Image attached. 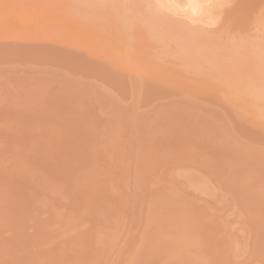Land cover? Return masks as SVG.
Listing matches in <instances>:
<instances>
[{"label": "rangeland", "instance_id": "1", "mask_svg": "<svg viewBox=\"0 0 264 264\" xmlns=\"http://www.w3.org/2000/svg\"><path fill=\"white\" fill-rule=\"evenodd\" d=\"M35 1L36 0H33V1L32 0H0V172H1V174H0L1 175L0 176V184H1L0 185V193H1L0 194V204H2L0 206H3V207H0L1 208L0 209V211H1L0 215L2 216V217L0 216V225L1 226L4 225L3 227L0 226V229H1L0 230V236H1L0 240L2 239L5 242V244H4V242L2 240L0 241V244H1L0 245V249H2L0 251V253H1L0 254V262L2 260V262L0 264H15V263L16 264H20V263L21 264H29V263L30 264H49V263L50 264H64V263L65 264H70L71 261H73V260L74 261L71 264H78V263L79 264H85V263L86 264H88V263H90V264H111V262H112V264H117V262H119V263L121 262V264H128V263L129 264H152V262L154 264H169V262H171L170 264H174V263L183 264V262L186 263L184 260H186L188 264L191 263V261H192V263L194 262L195 264H197L199 262L198 264H200V262L202 260L204 262H206L207 264H211V259H212V262H213L214 256L216 255V258H218V256L220 255L219 253H224V255H225L224 260H223V257H221V255L223 256V254H221L219 256V258L221 257L222 259H220V260H223V261L222 262L219 261V258L217 260L214 259V261L215 260L216 261L214 263H212V264H215L216 262L217 263L220 262V264H264V246H263L264 241L262 242V240H260V241L258 240V243H257L256 241H257L258 238H256V240H255V237H253V233L254 232H252V229H254V230L257 229V228H254V227L256 226L255 225V222H256L255 219H258V218H259L258 219L259 220V226L260 225L263 226L262 227L263 230L260 227H259V229L261 230V232L262 231L264 232V221H263L264 220V218H263L264 217L263 216L264 215V104L260 103V102L263 101L262 97L264 96V93H263L264 90L261 92L260 89H259L260 87L258 86V83H259V85L261 84L260 86L263 87L262 89H264V83H263L264 81H262L263 80L262 78H264L263 77L264 76V72H263L264 69H262V66L264 68V65H262V64H264V61H262V58L264 60V54H263L264 53V51H263L264 45H260V44H262V41L258 42L259 45L256 42H255L256 44L251 43L250 45H252V47H250L248 45L246 47L245 44L243 45L242 43H240L241 45H239V44H237L238 42L237 43L233 42V44H232V42H229V41H232L231 40L232 37L236 38V36H238V35L242 36V35H245V33L243 31H241L240 33L238 31H235V32L232 31V33L231 32L228 33L226 31H224V29L227 28L228 26L227 27L222 26L223 27L222 28L219 25V22L222 23L219 18L221 17V19H224V17H225L224 16L225 14H223V13H221L222 15L220 14L221 16L219 15V18H218L219 21H218V23L215 24L216 26L215 25L202 26L201 24L199 26V25H197V23H195V25L197 27L199 26L198 27V31H200V32H198L197 30L191 32L190 31V26L189 27L185 26V23H187V21L184 24H182V25L180 24L181 26L184 25L187 28V30H189V34L188 35H187L188 31H187V33H184L186 31L183 32V34L187 35V37H185V38H188V36H189V38L192 37V40L188 39L189 40L187 42L189 44V46H188L186 43H184L185 42L184 37H182L181 40L178 39V42L176 43L175 40L172 41L170 39L171 38L170 36L165 35V33L168 34V31H169V35H171L170 34L171 33L170 30H172L171 26L169 27L170 30H168V31H167L168 25L166 27V24H169L170 22L169 23H162V24H165L163 26V25H161L160 20H156L162 26V28H163L162 29V28H159L160 26L158 25L157 22H155V20H153L154 22H151L152 21L151 19H150L151 21L148 20L149 17H150V14L148 16H146L144 14V11L142 12V10H143L142 7H144V6L140 5L138 7L139 4L145 5L147 3L146 2L147 0H143V2L141 0L142 3L139 0H136V2H134V3H133V1H135V0H132L131 2H130V0L129 1L126 0L125 1L126 3L123 2V0H122V3H121L120 0L119 1L118 0H115V1H113V0H76V1L75 0H56V1H58V3L55 0H51V1L50 0H44V1L43 0H38L39 3L37 1L36 2ZM40 1H41V3H40ZM112 1H113L114 4L112 3ZM144 1L146 3H144ZM118 2L121 3V4L119 5ZM62 3L65 6H63ZM80 3H82V4H80ZM131 3H133V4H131ZM137 3H138V5H137ZM134 4H136V5L133 7ZM55 5H57V6H55ZM42 6H44V7H42ZM121 6L122 7L123 6L127 7L126 11L124 9H121L122 8ZM129 6L131 7L130 11H132L131 13L133 14V16H132V14L129 11V9H130ZM118 7H119V9H117ZM140 7L142 9H139ZM31 8H33V10H31ZM134 8H135V12L137 11V13H138L140 11V14L139 13L138 14L134 13L133 12ZM136 8H138V10ZM37 9H39V10H37ZM117 10L120 13H118ZM224 10H227V5L224 6L223 11ZM63 12H65V13H63ZM123 12H124V14H123ZM127 12H128V14H127ZM112 13H113V15H112ZM134 14L136 16H134ZM64 15H65V17H64ZM260 15L261 14L258 15V19H257V16H256V18H255V16L253 17L254 19H257V20H254L253 18L252 19L255 22L256 21L260 22L261 16H262V15L261 16ZM126 16H127V18H125ZM142 16H143L144 22H143V19H141ZM222 16H224V17L222 18ZM151 17H152V15H151ZM259 17H260V19H259ZM262 18H264V16ZM69 19H71V21ZM125 19H126V21H125ZM146 19H147V21H146ZM179 19H180V17H179ZM184 19H186V18H184ZM252 19H251V21H252ZM110 20H112V21L108 22ZM123 20H124L125 23L123 22ZM135 20L137 22L136 24H135ZM229 20L226 18L225 20H223V23L224 22H228ZM140 21L142 22V24H141ZM145 22H147V23H145ZM148 22L149 23L151 22L152 24L154 23V26L151 24L153 26V27L151 26L153 29H151V27L149 26L150 24L148 25ZM193 23H191L190 25L193 26ZM230 23L231 24H229V26L232 25V22H230ZM260 23H261V26L259 25ZM260 23H256V24H254V26L258 25L262 29V27H263L262 24L263 23L262 22H260ZM121 24L123 25V28H122ZM127 24H128V26H127ZM137 24L139 26H137ZM171 24L173 25V23H171ZM224 24H222V25H224ZM157 25L159 26L158 27L159 28L158 31L161 30V32H160L161 35L159 33L157 34V32H156V28H157L156 26ZM195 25L193 27L196 29L197 27H195ZM94 26H95V28H94ZM100 26H101V28H100ZM181 26L178 27V24H177L178 29L179 28L180 29L183 28V30H184L185 29L184 26L183 27H181ZM187 26H188V23H187ZM210 26L214 29L213 30L211 28L213 31H211L209 29ZM217 26H218V29H216ZM258 26H257V28L255 27L256 28L255 29L256 32L254 30L251 31L252 33L255 32L254 34H251V35L257 36V34H259V35H261V37H263L264 35H262L260 33H263V29L264 28L261 31L260 28L258 30ZM90 27H92V28H90ZM138 27L140 29H138ZM154 27H156V28L154 29ZM175 27H176V25H175ZM175 27H174V29H175ZM200 27L201 28L204 27L205 30H204V28L201 29ZM207 27H209L208 29L212 32V34L211 33H207V32L205 33V31L208 30V29L206 30ZM135 28H136V32H135ZM141 28L142 29L144 28V31H142V35L140 33L139 34H140V36H143V34L145 36V37L143 36L142 38L137 33L138 32L137 29L140 32ZM165 28H166V30H165ZM194 28H191V30L194 29ZM95 29H97V30H95ZM178 29L176 28V30H178ZM153 30H155V32ZM163 30H165V31H163ZM183 30H181V31H183ZM257 30L260 33L259 32L257 33ZM162 31H163V33L165 32L163 35H162ZM178 31H180V30H178ZM201 31L203 33H205L204 36H206L207 38L209 37V35H211V38L213 39V37H214L213 35H217V34L219 35V38L222 37L221 41H220V39L219 38H218L219 40L216 39L217 36H215L216 38H214L213 41L214 42L220 41L217 44H220L222 42L223 37L226 36L224 39H226V41L228 43L224 40L223 43H221L220 45L214 44L215 47L216 46L220 47L221 45L224 46V47L221 46L219 48L221 50V54H222L221 56H220V51L218 50V47L216 49V48H214V45H212L214 43L213 41H212L213 43H211L212 47L210 46V48H209L210 44H209L208 40L211 39L210 37H209V39L206 40V38L204 36H202L203 38H205V42L201 41V43L203 42L204 45H203V43L201 44L200 41L197 40L200 43V45H197V42H195L196 46L195 45L192 46V44H194V41H195L194 37L196 38L195 34L196 35L200 34V33L203 34ZM190 32H191V35H190ZM193 32H195V33H193ZM221 32H223V34L226 32L225 33L226 35L224 34V36H223V34H221ZM237 32H238V34H237ZM251 32L248 31V33H251ZM135 33H137L138 36H137V34L135 35ZM151 33H153V34H151ZM146 34H148L147 37H146ZM193 34H194V36H192ZM164 35H165V38H164ZM229 35H231V36H229ZM259 35H258V37H260ZM136 37H138V38H136ZM157 37H158V39H155ZM202 37H199V40ZM228 38L230 39L229 41H228ZM138 39L139 40L142 39L143 41L147 40L148 42L144 41L145 42L144 43V42H142V40H140L141 43H143V45L142 46L140 45L141 47H139V45L135 47L133 45V43H135L137 45V43H139L137 41ZM166 39H169L172 42L168 41ZM182 39L184 41H182ZM154 40H156V41H154ZM133 41H135V42H133ZM179 41H182L183 43L181 44V42H179ZM206 41H207V45L208 46L205 45ZM191 42H192V44H191ZM224 42H226V43L224 44ZM141 43H139V44H141ZM160 44H161V46H160ZM179 44H181V45H179ZM182 45H184V46L187 45V47L184 48V46H182ZM230 45H232V46H230ZM254 45H255V47H254ZM149 46H150V48H149ZM190 46H191L193 51L190 50L191 49ZM200 46H201V49L199 48ZM206 46H207V48H206ZM260 46H262V47H260ZM198 48H199V51H198ZM233 48H234V50H233ZM256 48L258 50H259V48H261V49L259 51H257ZM214 49H216L217 53H216V51ZM230 49L232 51H230ZM173 50H174V52H173ZM189 50H190V52H189ZM194 50H195V53H193ZM235 50H236L237 53L235 52ZM261 50H262V52H261ZM229 51L231 53H233V54H230V55H232L231 57L228 56L229 55L228 54ZM132 52H133V54H132ZM225 52H226L227 55L225 54ZM243 52H245V53H243ZM190 53L191 54L193 53V55H191ZM223 53L226 55V57L223 55ZM189 55H191L192 57L189 56ZM233 55H236V59H235V56L233 57ZM247 55H249V56H247ZM219 56L222 59L219 58ZM223 56H224V58H223ZM238 56H239L241 61L243 59L246 62L243 61L244 62L243 64H242V62L239 63L240 60H239ZM241 56H242V58H241ZM245 56H247V57H245ZM256 56H259V57H256ZM145 57H147V58H145ZM244 57H245V59H244ZM230 58L232 60L234 59V61H232L233 63L230 62L231 61ZM237 58H238V60H237ZM259 58H261V59H259ZM253 59H254L255 64H251L252 67H249L250 62L253 63ZM256 59L260 60L261 62L259 61V63L257 64ZM158 60H160V61H158ZM214 60H216V61H214ZM221 60H222V62H221ZM237 61H239L238 62L239 64H237ZM247 62H249V63H247ZM127 63H128V65H127ZM235 64H237V65H235ZM240 64L245 66V69H244L245 71L243 70L244 66H241ZM256 65H260V66H258V68H257ZM238 66L243 71L241 69H239ZM253 66H254V68H253ZM47 67H49V68H47ZM247 67H248V69H247ZM228 68L229 69L232 68V69L229 70ZM256 68L258 70L257 71L258 73L255 71ZM36 70H38V73H37ZM227 70H229V72ZM246 70L247 71L249 70L251 72H247ZM231 71H232V73H231ZM259 71H261V73L263 72L262 73L263 76L261 75V73ZM147 72H149V73H147ZM243 72H244V74H243ZM245 72L247 73V77L248 78L250 77V79H248L246 77V73ZM255 73H256V75H259V76L261 75L262 76V78H261L262 80L259 78V76H256ZM216 74H219V75H216ZM221 74H222V76H220ZM119 76H120V78L121 77L122 78L120 79ZM216 76H217V79L215 78ZM220 77H221V80H220ZM252 77H253V80L251 79ZM116 78L119 79V80H117ZM123 79H124V81H123ZM130 79H131V81H130ZM145 80H146V82H145ZM150 80H152L151 84H150V82H151ZM250 80L252 81V83H251ZM254 80H256V82L258 81V83H256L257 87L251 88L252 90L249 87L250 91L253 92V93H250V92H248L249 90L247 88H248V86H251L250 84H253V86H254V82H255ZM118 81H120V83ZM122 81H123V83H122ZM148 81H149V83H148ZM18 82H19V84H18ZM81 83H82V85H81ZM83 83H85V84H83ZM117 83H119V84H117ZM216 83H218V84H216ZM143 84H145V85H143ZM142 85H143V87H142ZM229 85H230V87H228ZM160 86H162V87H160ZM238 86L240 88H242L241 92L239 91L240 89H237ZM243 86H245V87H243ZM41 87H43V88L46 87L47 90L46 89H43V90L39 89ZM53 87H55V88H53ZM99 87H101V88H99ZM244 88H245V91H247V92L243 91ZM255 88H257L261 93H263V96L261 95L260 97L258 96L260 94V93H258L259 91L255 95L256 99H257V97L260 98V99H258V100H260V102L257 101L254 97H252V96H254ZM58 89H59L60 93H58L56 91L58 94L56 92H55L56 95L53 94L52 91L53 90L55 91V90H58ZM60 89L61 90H68V92L70 91L69 93L73 92L74 94H73L72 97L74 99H72V97H71L72 93L68 94L67 91L66 92H67L68 96L70 95L69 99L68 98H67L68 100H66L65 98L62 99L63 97L66 96V92L64 93L65 94L64 95L63 94L64 91H60ZM146 89H148V90H146ZM235 89H237L238 91L235 90ZM28 90H31L32 93L30 91H28ZM44 90H46V91H44ZM160 90L161 91L164 90V91L161 92ZM40 91L42 92V94L44 96L40 93ZM47 91L50 92V93H48ZM80 91H82V93H80V95L82 94L81 98L84 96L85 101L89 98L88 96L91 93H93L92 95L94 97L92 95H90L91 100L93 99L92 103H90V101H91L90 99L87 100V103L84 101V99H83L84 102L81 101V99L79 97L80 95L78 94ZM6 92H7V94H6ZM29 92H30V94H29ZM44 92H46V94H44ZM61 92H62L63 95L61 94ZM220 92H221V94H220ZM238 92H240V93L238 94ZM244 92L246 93V95H248V94H250V95L246 96L244 94ZM158 93H159V95H158ZM59 94L62 96V98L60 96L57 97V95H59ZM77 94H78V96H77ZM237 94H238V96H237ZM49 95L50 96L51 95L52 96L55 95L56 98H58L57 101L59 100L58 103H60L61 102L60 100H62V102H63V103L61 102L62 106L64 105L65 101H67V102L69 101L70 102V100H71L70 103H67L69 105L71 104V107H68L69 105L67 106L66 103H65V105L68 107L67 108L68 112L70 111L69 110L70 108L74 109V107H75V109H76V107L78 105H81L82 107L81 106L77 107L79 109H76L75 111L72 110V112L70 111L68 113V112H66L67 109L65 107L61 106V103L59 105L57 103V101H55L56 100L55 97H52V96L50 97ZM74 95L76 96V99H75ZM249 96H251V97H249ZM26 98H27V100H26ZM43 98L46 101H44ZM59 98H61V99H59ZM33 100H34V102H33ZM80 101L83 103V105H82V103ZM76 102H77V104H76ZM78 102H80V103L78 104ZM93 102L95 104H93ZM84 103H86V104L90 103V104L86 105ZM101 103H102V105H101ZM112 103H115V106L119 107L118 108L119 110L117 109V107H115V108H114V106L111 107ZM74 104H76L77 106H73L72 107V105H74ZM229 104H231V105H229ZM158 105L160 107H158ZM11 106H12V108H11ZM54 106H56V109H54ZM90 106H92L93 108L98 106V108L93 109L91 107L92 109H90ZM57 107H58V111H57ZM193 108H194V110H193ZM65 109H66V111H65ZM39 110H41V112H39ZM49 110H50V113L48 112L49 114H51V112L53 110H55V111H53L54 114H52L53 118L52 119L51 118H48V119L43 118V116H45V115L48 116V114L44 113L42 111H49ZM55 112H58V113L55 114ZM115 112H117L118 114L115 113ZM120 112H121V114H120ZM186 112H187L188 116L185 114ZM94 113L99 114L98 115L99 117L96 116V114H94ZM114 115L116 117H114ZM122 115L124 116V118H122L123 117ZM175 115H177V116L175 117ZM178 115H179L180 118L178 117ZM94 116H95V118L92 119ZM118 116H119L120 119L118 118ZM48 117H51V116L49 115ZM96 117H98L97 120H95ZM167 117H168V120L166 119ZM169 117H173V120L170 119ZM188 117H189V119H187ZM56 118H57L58 122L54 121V120H56ZM87 118L90 119L91 121L93 120V122H95V121L96 122L95 123L92 122L91 124H88V123H90V121H87L88 120ZM103 118H105V119H103ZM108 118L110 119L109 122H108V120H109ZM22 120H24V121H22ZM84 120H86L87 122L84 121ZM98 120H99V123H98ZM100 121H102V122L104 121V122L102 123ZM85 122H86V124H88L87 125L88 127L85 126ZM124 122H126V123H124ZM159 122H162V124L159 123ZM82 123H84V124L82 125ZM78 124H81L84 127L85 130H82L81 129L82 126L81 125L78 126ZM124 124L125 125L127 124L126 125V126H128L127 129H126V127H124ZM153 124H155V125L153 126ZM59 125H61V126H59ZM201 125H202V127H201ZM89 126L91 127L90 128V133L88 132L89 131ZM76 128H78L79 130L76 129ZM150 128H151V130H149ZM87 129H88V131H86ZM94 129L96 130V132H94L95 131ZM179 129H181V130H179ZM75 130H76V132L77 131L78 132L76 133ZM81 130L83 131L82 133L84 134V136L88 135L86 137V139H88V140L84 139L85 137L81 133ZM129 130H130V132H129ZM189 131H190V133H189ZM27 132H28L29 135L27 134ZM84 132L86 133V135H85ZM78 133H80V136L81 135L82 136L81 137L78 136L79 135ZM91 133H93V135L95 137ZM200 133H202V134H200ZM76 134H78V135H76ZM144 135H148V136H144ZM90 136H92L91 137L92 138V142L91 143L93 145H95V146H93L91 143H89V141L91 140V138H89ZM186 136L189 139L191 137L190 141L193 139V142L192 141L190 142L189 140H187L188 138ZM203 136H204L205 139L202 138ZM181 137L183 138V140H182ZM93 138H94V143L95 144L93 143ZM147 138L150 139V140L147 141L148 140ZM194 138H197V140L195 141ZM27 139H31V140H29V144L24 143V140H26L28 142ZM80 139H82V141H85V144H87V146H88V143L90 144L89 146L91 147L90 148L91 152L97 153V154H95V153L93 154V155H95L94 157H96L98 155V153H99L100 156H97L96 159L94 158L95 160L92 159V160L95 161V162L92 161V163L94 162L92 167H94L96 169V167L102 168L101 166H103L105 168V170H103V173H102V170L100 168H97V171L99 170L98 172H99L100 175L98 173H96V175H94L95 174V169L91 167L88 170V167H86V164H84V162L88 164V161L86 162V161L83 160V158H84L83 155L84 154L86 155V153H87L86 156H89V154H92V153L89 152V154H88L87 151H90L89 148H88L89 146L87 147L85 145L84 148L85 147L86 148L84 149L83 146H82V145H84V143H82ZM22 140H23V142H22ZM114 140L115 141L118 140V141L115 142ZM161 140H162V143H161ZM165 140H166V143H165ZM184 140H185V142L183 144H185V143L186 144L183 145V149L187 150V149L190 148V150H189L190 153L188 152L189 154H187L189 158H191V156H193V153L191 152V150H193V152L195 154V150H196V147L194 146L195 144L198 145L199 147L201 146L200 148L197 146V148H198L197 150L200 153L199 156L202 153L204 154L205 151H207V152H205V156L201 155L199 157L200 159H197L199 164L197 163V161L196 162L194 161L195 158H191V160L185 158V157H187L186 156L187 152L185 153L184 158L182 157L183 153H180L181 150H182L181 149L182 146H180V145L182 144V141H184ZM179 141H181V142H179ZM86 142H88V143H86ZM150 142L153 143L152 145L154 146V148L152 147ZM168 142H169V144H168ZM189 142L194 144L193 146L195 147V149H191L190 146L188 148L187 143H188V145H190ZM73 143H75V145L77 144L78 146L76 145L77 146L76 147ZM145 143H146V145H145ZM160 143L162 144L161 145L162 147H160ZM206 143L209 144V145H207ZM69 144L71 145V147H75V149H78V147H79L78 152H76L77 150H74L73 148H72L73 149L72 152L73 153L76 152L77 154L76 153L75 154L77 156L80 155V157H82L81 158L82 159V163L85 165L87 170L83 169L84 168L83 167L84 165H83L82 166L83 170L80 168L81 169V171H80V169L78 167L81 166V164L78 163V162H80L81 159L78 160L77 159L78 157H76V159H75V155L73 153L71 154V152H69V149L71 148V147H68ZM104 144H106V145H104ZM117 144H119V145H117ZM192 144H191V146H192ZM203 144L204 145L206 144L207 147L205 145L204 148H203ZM96 145L104 146L103 148H106V149H104V151H102L103 148L101 146L100 147L99 146L96 147ZM166 145H167V148H166ZM171 145H172V147H171ZM175 145H178V146H176L175 148H177V149H175L173 151ZM185 146H186V148H184ZM65 147L68 150V152H66L67 150L65 151ZM92 147H95L94 150H93ZM118 147L121 148V150H118ZM194 147H192V148H194ZM217 147H218L219 150L217 149ZM96 148L97 149L99 148L101 150H99V149L97 150ZM110 148H111L112 151L114 150L116 153H117L116 150H118L117 154H119V155H117L113 151V154H115V155L112 156V153H111L112 151L111 152L109 151ZM124 148H126L127 150L124 149ZM144 148L147 151H145ZM158 148H159V150H158ZM164 148H165V150H164ZM154 149H156V152H155V154H152V153H154ZM203 149H204V151H202ZM213 149H214V151H213ZM215 149H217V150H215ZM105 150H106V153H104ZM151 150H152V152H151ZM185 150H183V151H185ZM197 150H196V154L198 153ZM64 151L67 154L63 155ZM80 151L83 152V153H80ZM84 151H85V153H84ZM107 151L110 153L109 155H108ZM162 151H164V152L161 153ZM166 151L167 152L170 151L169 152L170 154H171V152H173L172 153L173 155L172 154L170 155ZM240 151L242 152V154H241ZM144 152L146 153L145 155H144ZM68 153L70 155H72V157L74 156V159L70 156L72 158V160H69L70 157H69ZM78 153H80V154L78 155ZM100 153H104L107 156L104 155V154H100ZM160 153H161V155H160ZM164 153L169 154L168 155L169 157H167ZM175 153H177V155ZM179 153L182 154V155H180ZM81 154H83V155H81ZM142 154H143L144 157L146 155H148L146 157V159L149 162L146 161V159L142 156ZM157 154H159V155H157ZM178 154L180 156H178ZM190 154H191V156H189ZM210 154H212V155H210ZM41 155H43V156H41ZM65 155H67V156L65 157ZM93 155L92 156L90 155L89 157L92 158ZM101 155H104V156H101ZM163 155H165L166 157H164ZM206 155L209 156L210 159ZM34 156H35V158H34ZM86 156H85V158H88ZM111 156H112V159H110ZM114 156H119V157H114ZM152 156H154V157H152ZM156 156H158V157H156ZM161 156H163V157H161ZM196 156L198 157V154L195 155V157ZM36 157H38V158L36 159ZM102 157H104L103 160H102ZM170 157H172L173 159L170 158ZM63 158L67 159V161L70 164H68V162L66 160H64ZM98 158L100 160H102V161L101 162H98V161L96 162V160H99ZM117 158H118V160H117ZM157 158L158 159L161 158L162 160L160 159V161H155V160H157ZM167 158L168 159L170 158L171 160L169 159V161H167L168 160ZM247 158L249 159L248 163H246L247 160H248ZM50 159H52V161ZM163 159L165 161H163ZM178 159H179V161H178ZM182 159H184V160H182ZM192 159H194V160H192ZM205 159H206V161H205ZM236 159H238L240 161V163ZM256 159H257V161H256ZM33 160H35V161H33ZM56 160H58V161H56ZM73 160L78 161V162L76 163ZM86 160H90V159L88 158ZM114 160H115V163H113ZM139 160H140V162H139ZM200 160H202V161H200ZM211 160H212V163L214 164V166H213L212 163H210ZM63 161H66L65 163H67V166H69V170H68V168L65 167L66 165H64V167H65L64 171L67 169L68 172H70V175L74 174V176H72V177L76 176L75 178L71 179L70 176L68 177L66 175L67 178L63 177V179H62V176H65V173H68L67 170L64 173V175H61L60 177L58 176L59 173L60 174L62 173L60 171V169L61 170L63 169L62 168L63 167V165H62ZM70 161H72L73 164H78V165L80 164V165L79 166L77 165V167L75 165V167H74V165ZM103 161L106 162V165H108L110 163L109 161H112L113 164H109V165H114L115 169L112 170V168H114L112 166H111L112 168L111 167L108 168L111 171L108 175H111V174L115 173L114 171L116 170L117 174H114L116 176L113 175L114 176L113 177L111 175L112 177L110 176L109 179H107L109 177L108 175L105 177L106 172H104V171H107L108 169L106 170L107 166L105 165V162H103ZM153 161H154V163H153ZM170 161H171V163H173V165L174 164L175 165L172 166L171 164H169V165H171V166H169L168 163H170ZM176 161L178 163H176ZM190 161L192 162L191 164H190ZM116 162H118V164ZM160 162H164V163L167 162V164H164L162 166V163H160ZM200 162H203V163H201V166H200ZM205 162H206V164H204ZM92 163L89 162L90 165H92ZM139 163L140 164H144V165L140 166ZM216 163H218V164H216ZM145 164H146L147 168L145 167ZM153 164H155V166H157V165H159V166H157L155 168V166ZM54 165H55V167H54ZM90 165H87V166H90ZM96 165H98V166H96ZM109 165H108V167H109ZM164 166H166V167L164 168ZM180 166H182V167H180ZM190 166H191V168H190ZM49 167H50V169H49ZM71 167H73L74 169L71 168ZM138 167H139V169H138ZM159 167H163L164 169L162 170V168H160L162 172L160 171L161 172L160 174L158 173V174L154 175L155 171H154L153 168H155V170L157 169L156 170V172H157V171H159L158 170ZM169 167L173 168L174 170L170 169ZM217 167H220V172H219V168H217ZM30 168H32V169H30ZM77 168H78V170H77ZM92 169L94 170V172L92 171ZM152 169H153L154 173L152 172ZM165 169H166V171H165ZM254 169H255V171H254ZM39 170H41V171H39ZM55 170H57L58 172L60 171L58 173V175H57V172ZM70 170H72V171H70ZM167 170H169V171L172 170V173L173 172L174 173L173 174H169L168 173L169 171H167ZM194 170H195V172H194ZM35 171H36L37 174L35 173ZM45 171H47V172H45ZM84 171H87V172L84 173ZM88 171H89L90 175L88 174ZM91 171H92V174H91ZM136 171H138V172H136ZM175 171H176V173H175ZM187 171H189L191 174H189V172H187ZM207 171H209V172H207ZM141 172L144 173L143 174V178H145L147 181L142 178V176H141L142 173ZM163 172H165L167 175L165 174V176H163L164 175ZM233 172H234V174H233ZM41 173H43V174H41ZM150 173H151V176H149ZM177 173L178 174L180 173V174L178 175ZM249 173L251 174V176H250ZM49 174L52 176L53 179L52 178L48 179L46 177V176L51 177ZM84 174H86V175H84ZM252 174L255 175V178L252 177ZM68 175H69V173H68ZM87 175H89V176H87ZM101 175H103V176H101ZM152 175H154L153 178H152ZM157 175H158L159 178L157 177ZM169 175H171L172 179L171 178L169 179L171 181H167L168 178L170 177ZM186 175H188V176H186ZM2 176H3V178H2ZM85 176L88 177V178L85 179ZM97 176H99V178ZM161 176H163V177L161 178ZM90 177H91V179H90ZM101 177H102V179H101L102 182L105 183V180L107 179L106 183L109 181L110 183H112V185L113 184H116V185L112 186L108 182L109 184L108 183L107 184L103 183V185H104L103 186L101 184L102 182H99ZM165 177H166V181H164ZM69 178L71 179V181H68ZM94 178H95L96 181L99 180L97 182V184L98 183H100V184L96 185V181L94 180ZM64 179H67V180H64ZM74 179H75V181H73ZM80 179L83 180V181L85 179L87 181L82 182V181H79ZM88 179H89V182H88ZM154 179H160V181H158V180L155 181ZM161 179H162V181L164 183L161 181ZM1 180H4V181H1ZM40 180L41 181L44 180L45 183H44V181L41 182ZM53 180H54V182H52ZM115 180H116V182H115ZM19 181H21V182H19ZM66 181H67V183H66ZM1 182L2 183L4 182L6 184H4V183L2 184ZM47 182H48V184H47ZM63 182H65V184H67V185H66V187L61 189L59 185L61 184L62 186H64ZM78 182H81V184H83L84 186L81 185V184H78ZM91 182H95V183L91 184ZM160 182H161V184H160ZM234 182H235V184H237V186L234 185ZM71 183L75 187L74 191L76 192V194H74L75 192L72 189L73 188L72 185H69ZM74 183H75V185H74ZM89 183L91 185H93L94 188ZM143 183H144V185L146 187H144ZM154 183H159L160 186L159 185L157 186V184H154ZM76 184H78V186ZM86 184H88L87 188L85 187ZM162 184H163V186H162ZM179 184H181V186H179ZM203 184L204 185L206 184V186L203 187ZM11 185H13V186H11ZM24 185H25L26 188L22 187ZM29 185H31V187ZM45 185H47V186L50 185V186H48V188L51 187V185H52V187H51V189L49 188L50 189L49 190L48 188H45ZM101 185H102V187L104 189H102L103 191L101 189L100 190L102 192H104V190H106L104 193L106 194V192H107V196L105 194H103V193H102L103 194L102 195L101 191L98 189V188H100L99 186H101ZM105 185H107V186H105ZM33 186L37 187V188L34 189ZM39 186H40L41 189L40 188L38 189ZM97 186H98V188H97ZM108 186H109V188H114V190L113 189L112 190H107V189H109ZM115 186H117V187L115 188ZM172 186L176 190L174 188H172ZM28 187L31 190L27 189ZM88 187H90V188L88 189ZM105 187H107V189H105ZM143 187L145 189H143ZM157 187L159 188V190H158ZM163 187H164V190L162 189ZM167 187H169L170 189L167 188ZM42 188H44L43 190H46V192L43 191ZM57 188H59V189H57ZM69 188H70V190H69ZM77 188H78V192H77ZM95 188L98 189L97 191H100L99 193L96 191L98 194L94 193V191H95L94 189ZM148 188H150L151 191ZM196 188H198V189H196ZM231 188H233L232 191L230 190ZM33 189L35 191H33ZM80 189H81V192H79ZM92 189H93V191H91ZM168 189H169V192H168ZM171 189H172V191H171ZM178 189H179V191H177ZM9 190L11 191V193H10ZM40 190H41V192H40ZM88 190H90V191H88ZM161 190H163L164 193H162ZM109 191H111V192L109 193ZM153 191H154V193H153ZM239 191H240V193H239ZM26 192H28V194ZM112 192H114V193L112 194ZM171 192H174V194H172ZM178 192H180V193H178ZM249 192H250V194H249ZM37 193H38L39 196L36 195ZM77 193H80V194L78 195ZM92 193H94L95 195L92 194ZM160 193H162L161 196H158ZM200 193H201V195H200ZM212 193H213V195H212ZM81 194H83V196ZM109 194H111L112 198H111V196H109ZM143 194L145 196L149 197V202H151V204H149L148 198H145V199H147V201H143V200H145L144 199L145 196H143ZM164 194H166V195H164ZM231 194L233 195V197H232ZM248 194H249V196H248ZM5 195H6V197H5ZM13 195H14L15 198L14 199L12 198L13 200L9 199V198L13 197ZM42 195H44V197ZM45 195H46V197H45ZM65 195L68 197V199L70 198V200L65 199V197H63ZM75 195L77 196L78 199L75 198L76 197ZM88 195L90 197L89 198L90 200L88 199L90 202H88V200H87V198H88L87 196ZM91 195H93V198L91 197ZM96 195H98L99 197L100 196L101 197H105V196L108 197L109 196L108 197L109 199L106 198V197L102 198L105 201V202L103 201L104 207H103L102 201L100 202L101 197L97 198ZM117 195H118V197H117ZM216 195H217V197H216ZM3 196L6 198V200H5V198ZM8 196H11V197H8ZM40 196L43 197V198H41ZM80 196L83 199H81ZM113 196H114V199H115V197H117L115 199L116 201L113 200ZM183 196L185 197L186 200L185 199L184 200L186 202L183 201V198H181V201L185 202L186 204H187V202L189 204V200H187V199L190 198V203L191 204H189V205L187 204L186 205V208H187V206H189L187 210H189V215L191 217L190 218L188 216V219L189 220L191 219L190 223L193 225V229H195V231L193 229L192 230L194 232H197L196 234L192 232V234L193 235L195 234L194 236H198L199 235L198 233L200 232L202 238L200 239L199 238L200 236L197 237V238H199L200 240L204 239V242L203 243H202V241L199 242L200 240H198V239L196 240L195 239L196 237H194L193 235H191L192 238L195 239L196 241H198L199 244L195 240H194L195 241L194 242L192 238L191 239H192L193 243L191 242V240L189 242H187L189 240V238L191 237V236H189V232L188 231L191 230L189 228L192 225L190 226L189 224H186V225L184 224L185 227L187 225L190 226V227L187 228L188 231H186V232H188L187 236H189L188 240L185 239V241H184L183 239L181 240V238H180V236L183 238V236H185L186 232L185 233L183 232L181 235L178 234L177 236L176 235L172 236V237H174V239L176 237L178 239V241L180 242L179 244H177V247H178V250H177V247H176V244H175L177 239L175 240V242H173L174 240L172 241V237L171 238H170V236L168 237L167 233H169V235H173V233L177 234V233H180V231L182 232L185 229V228L183 229L184 225L182 226L183 230H180V228L179 229H177V228L176 229L175 228L172 229V227H177V226H175L176 223H171L172 221L169 220L170 218L171 219L172 218L176 219V220L172 219L174 221H178L179 219H180V221L181 220H185V219H183L184 215H185L184 218H187L186 214L188 212L185 214L186 210L184 211V214L182 216H181L182 213L179 214L178 213L179 211L177 212L179 214L177 216H179V217L181 216L182 219L177 217L176 215H175L176 217H173L174 216L173 214L175 212L173 209L175 208V210H177V207H178V204L174 207L173 203L174 202L176 203L177 201H179L180 197H183ZM33 197H35L37 199H34ZM73 197H74V199H73ZM138 197H141V199H139ZM167 197L168 198H172L173 197L176 200L179 198L177 201L176 200L173 201L171 199L173 201V203L171 204L173 206L172 207L173 209H171V210H173L174 212L172 213V211H171L172 216L170 215L171 217L168 220L171 223V224H169L170 227L172 225V227H171V230H173L172 232L169 231L170 228L166 224L167 223L166 222L167 218L169 217L168 213H170V212L167 211V209L169 208L168 204L166 203L167 200H166V202L164 200L165 205L167 204L166 206L161 201L163 199H168ZM31 198H33V199H31ZM50 198H51V200H50ZM55 198H57V199H55ZM91 198H92V200H91ZM156 198H157V200H156ZM2 199H3V201H2ZM16 199H18V200H16ZM58 199H59V201H58ZM61 199L63 200L62 202H60ZM71 199H73V200H71ZM105 199H107V200H105ZM150 199L152 201H150ZM96 200L99 201V203ZM154 200H156V201H154ZM4 201H6V203ZM21 201H22V203L23 202H27L28 203L30 201L29 202L30 205H27V206H29V208H31V209L28 208L29 209L28 210L27 207L25 206L26 205L25 203H23L25 205H22V203L20 204ZM40 201L43 202V203H40ZM74 201H75V203H74ZM117 201H118V203H117ZM141 201H142V203H141ZM160 201L162 202V204H161ZM211 201H212V203H211ZM35 202L37 203V205L35 204ZM47 202L49 204H47ZM51 202H53V203H51ZM67 202H69V204L73 203L75 205V207H68L70 205L69 204L67 205ZM236 202H237V204H236ZM13 203L16 204L17 206L15 205L16 207H12ZM63 203L65 205H67L66 206L67 208L65 207V205ZM80 203H81V205L83 204L82 206L84 208V210H83V208L81 207L82 210H80V211L82 213H79L80 211L78 212V210L80 209V206H81ZM157 203L159 204V206H161V205H163L165 207L168 206L167 209L165 208L166 210L164 209L165 212H168L167 213L168 215L165 214L164 211H162L163 208L161 209V207H163V206L159 207L161 212L164 213L163 217H165V215L168 216V217H166V219L165 218L162 219V217H161L162 215L161 216L158 215V212H157V209H158L157 207L158 206L155 205V209H154V207H151V206H153L154 204H157ZM168 203H170V200L168 201ZM254 203L257 204V206H254V207H256V208L259 207V208H257L258 210L254 209L253 206L249 205V204H253L254 205ZM38 204L40 205V208H39ZM50 204H52L53 207L50 206ZM59 204H60V206H59ZM100 204L102 205V207L104 209L106 207L105 204H107V208L108 207L109 208L105 209V211H104L103 208H100L101 207ZM140 204H141V206H139ZM179 204L180 205H179V209L178 210H180V208H181L180 206L181 205H183V207L181 209L184 210L185 209L184 208L185 207L184 203L180 202ZM193 204L195 205L196 208L195 207H191V206H193ZM259 204L262 206V208H261V206ZM5 205H9V208H7V206L5 207ZM18 205H19V207H18ZM35 205L38 206V207H36ZM48 205L51 208L50 209L48 207V210L50 209L49 211H51L52 209L55 210L54 213H53V210L51 211L54 214V217H52V218L50 217V215L52 213L49 212L47 209L44 210V207L47 208ZM61 205H62L63 208L61 207ZM95 205L96 206L99 205V206L96 207ZM134 205H138V206H134ZM171 205H170V208H171ZM246 205H247V207H244ZM24 206H25V208H24ZM71 206H73V205H71ZM91 206H92V208H91ZM149 206L154 209V210L152 209V212L147 210L149 208ZM59 207H60V210H59ZM94 207H96V208H94ZM98 207H99L100 210L98 209ZM115 207H116V209H117V207H119L118 209L120 210V211L118 209H117L118 211L115 210V212H118L117 214L113 213L116 216L111 214V213H109V211L110 210L112 211V209H113L112 212H114V208ZM137 207H139V208H137ZM242 207H243L244 211H243ZM249 207H251L253 210H255L257 212L252 210L253 211V213H252V211H251V209ZM2 208L3 209L5 208V209L3 210ZM13 208H15L13 211H15L16 214L11 210ZM16 208L19 210V212L18 211L16 212ZM41 208H42V210H41ZM70 208H72V209L76 208L75 210L77 212L74 209H73L74 211L72 209L70 210ZM120 208L123 209V210H121ZM202 208H204V209L202 210ZM21 209L22 210L23 209H25V210L27 209L29 212L27 210L26 211L23 210V213H22ZM66 209H68L69 212L66 211ZM90 209H91V211L93 210V211H96V212H92V213L88 212V211H90ZM135 209L137 211V214L135 212ZM141 209L143 211L145 210L143 217L141 215V214H143V211ZM240 209H242V210H240ZM259 209H262L261 210V214H263V215H261V218H263L262 220H260V217H259L260 215H258V216L256 215L255 218L253 216L254 214H257V213L259 214L260 213ZM2 210H3L4 213H2ZM46 210H47V212H46ZM57 210L59 212H57ZM182 210L180 212H182ZM32 211L33 212L35 211V212L33 213ZM70 211H72V212H70ZM103 211L105 212V214H103ZM124 211H125L126 215H125V213H124V215L122 214V212H124ZM131 211L134 212L137 215V217H140V219L139 218L137 219L136 216H134L135 217L134 218L133 217L134 214ZM169 211H170V209H169ZM8 212H10L11 215ZM20 212H21V215H20ZM24 212H26V213L24 214ZM37 212H38V214H37ZM39 212L42 213V214H39ZM64 212H66V213H64ZM74 212H76L75 213L76 215L78 213V215L77 216L75 214L73 215L72 213H74ZM138 212H140V214ZM149 212L152 213V214L153 213H155V214L152 215V214H149ZM161 212H159V213H161ZM57 213H58V215H57ZM88 213L89 214L91 213L93 215L90 214V216H89ZM147 213L149 215L154 216V217H152V216L150 217L149 215H147ZM5 214H7V215H5ZM23 214H24V217H23ZM27 214H30L32 216V219H33V217L36 218V219L28 220V218L31 217V216L28 215V218L25 217ZM48 214H50V215L47 217L46 215H48ZM53 214L51 216H53ZM119 214H120V216H119ZM130 214H132V216H130ZM138 214L140 216H138ZM8 215L9 216H13L14 220L11 219V217H9ZM39 215H42L43 217L39 216ZM44 215L46 216L45 217L46 219L44 218ZM66 215H67V217H66ZM112 215L115 218H112L113 217ZM127 215H128V217H127ZM155 215L158 216V217L155 218L156 217ZM6 216H7V218H6L7 220L4 219ZM74 216H76V217H74ZM123 216H125V219H124ZM199 216H200V219H199ZM38 217H40V218H38ZM60 217L62 218L61 220H60ZM91 217H93V218H91ZM141 217L144 219L143 221L141 220ZM212 217H213V219H212ZM22 218H26L27 221L25 219L23 220ZM50 218L51 219L57 218V219H54V220H57V221L51 220V222H50L49 221ZM94 218H95V220H94ZM128 218H131V219H128ZM18 219L20 221H17ZM92 219H93V221H99V222H93ZM115 219H117V221ZM118 219H119V221H118ZM122 219H124V220H122ZM132 219H135V220L132 221ZM11 220H12V222H11ZM47 220L51 224L48 223ZM90 220L93 223L89 222ZM104 220H105V222H104ZM127 220H129L131 222H128ZM136 220H137V222H136ZM160 220H162L165 223L161 222ZM3 221H5V222L1 224V222H3ZM8 221H10V222H8ZM34 221L36 222L37 225L35 223L33 224ZM100 221H102V222L100 223ZM122 221H124V223ZM134 221H135V223H134ZM138 221H139V223H138ZM152 221L155 222V223H158V224H155ZM261 221H263L262 224L260 223ZM25 222L29 223L30 226L32 224V226H31L32 229L29 227V224H27ZM52 222H53L54 225L52 224ZM127 222L129 224H127ZM141 222H143L144 224L141 223ZM159 222H161V226H160ZM44 223H46V224L44 225ZM94 223H95V225H94ZM177 223L180 224L179 221ZM183 223H184V221H183ZM187 223H189V222H187ZM209 223H210V225L212 227L209 225ZM16 224L19 225L20 227L19 226L17 227ZM21 224H22V227H21ZM26 224H27V227H26ZM49 224H50V226H49ZM135 224H138V225L136 226ZM173 224H174V226H173ZM179 224H178V227L180 226ZM204 224L208 225V226H205ZM6 225H9V226H6ZM35 225H36V228H35ZM38 225H39V228L41 230H43L40 233L41 234L43 233L45 235L42 234L43 235L42 236L41 234H39L40 230H38L39 229L37 227ZM140 225H141L142 228L139 227ZM157 225H159V226L157 227ZM162 225L163 226L167 225L168 227H166V228L164 227V228L166 230L169 229L168 230L169 232H167L165 234V231H163L164 228L162 227ZM203 225L205 227H207L206 229H209V231H211L212 234L214 233V237L211 235L212 238H214V240L212 241V238H211L210 241H212L213 244L215 243L214 244L215 246L213 244H211L212 242H210L209 244H211L213 246H211L209 244H208L207 248H206V246H204L205 245L204 243L207 242V241L205 242V239L208 236H210L211 233L208 230L206 231V229L203 230V227H202ZM102 226H104V228ZM131 226H133V227H131ZM16 227L19 228L21 231L20 230L18 231V229ZM23 227L24 228L26 227L27 229L30 228V230L26 229V231H24ZM136 227H137L138 230H136ZM147 227H149V228H147ZM249 227H250V229L253 227L251 229V231H250ZM257 227H258V222H257ZM48 228H49V230H48ZM155 228H158V229H155ZM160 228H161V230H160ZM92 229H94V230H92ZM130 229L136 230L137 231L136 234H135V232H133L134 230L131 231ZM32 230H34L33 233H30ZM96 230H98V232H96ZM128 230H129V232H128ZM175 230H177V231L174 232ZM202 230H203V232H202ZM213 230H215V231H213ZM217 230L218 231L220 230V232H216ZM242 230H243V232H242ZM245 230H246V232L248 234L251 232L252 235L250 234L248 236V234L244 232ZM248 230H249V232H248ZM257 230L255 231L256 233H257ZM260 230L258 231V233L260 232ZM35 231H37V233ZM60 231H61V233H60ZM140 231H143V232L141 233ZM154 231H157V232L159 231L158 233L156 232V235L158 234V236H156L154 234L155 233ZM161 231L163 232V234L161 233ZM86 232H87V234H86ZM28 233H30V234H28ZM204 233H209V234L205 235ZM2 234H3V236H2ZM5 234L6 235L9 234V236H6ZM47 234H49V236ZM53 234H54L55 238H54V236H52ZM151 234H153V235H151ZM190 234H191V232H190ZM4 235L7 238H5ZM18 235H20V238H18L19 237ZM28 235H29V237H28ZM34 235H36V236H34ZM57 235H58V237H57ZM124 235H126V236L124 237ZM40 236H41V238H40ZM45 236H48V237H45ZM165 236L167 238L171 239V242L174 243L173 244V248L171 250L172 251L175 250V251H177V253L175 252L173 254L172 251H169L170 249L169 250L166 249V247L168 245H171V242L170 243L168 242L169 239L166 241L167 238ZM187 236H185L184 238H187ZM205 236H206V238H205ZM215 236H216V238H215ZM36 237H37V239H35ZM70 237H74V239L71 238L72 239V241H71V239H69ZM128 237L131 238V240ZM30 238H31V240H30ZM48 238H49V240H46ZM76 238H77V240H75ZM126 238H127V240H126ZM156 238H157V240H156ZM179 238H180V240H179ZM4 239L5 240L7 239L6 240L7 242ZM27 239L29 241H27ZM32 239L33 240L35 239V240L32 241ZM38 239H39V241H38ZM82 239L84 240V242H82L83 241ZM86 239H87V241H85ZM138 239H140V240H138ZM147 239L150 240V241L147 242ZM215 239H217V241L218 240L222 241V242H220L221 244L219 245V242L215 241ZM18 240H19V243H18ZM58 240H61V241L64 240L65 242H67L69 244H67V243H65L63 241V245H62V242L60 243V241H58ZM68 240H70V241H68ZM78 240H82V241H78ZM160 240L162 242H160ZM244 240H245V243H246V241L253 240V241L256 242V244L252 243V244H250L251 246L247 245V246H250V247L246 248V244H248V243L244 244L243 243ZM55 241L59 242L60 244L59 243L56 244ZM73 241L74 242L76 241V242L74 243ZM223 241H225V242H223ZM21 242L23 243V245H22ZM43 242H45V243H43ZM72 242H73V244H72ZM127 242H128L129 245H126ZM134 242H135V244H134ZM139 242H140V244H139ZM146 242H147V245H146ZM152 242H153V245H156V246H152ZM155 242H160L161 246H160L159 243H155ZM183 242H185V243H183ZM216 242H217V244H216ZM24 243H25V245H24ZM42 243L45 244V245H43ZM53 243L56 246L57 245H59V246L61 245L60 246L61 248L58 247V246L57 247L54 246ZM186 243L190 244L189 246H191V249L194 248L192 245L199 246L198 247L199 249H197L196 247L194 249L196 252L198 250H200V252L199 251L197 252L198 254H200L201 252L203 253V251H204L203 254L206 253L205 256H207L208 253H211L210 255H212V253H213L214 256H211L213 258H211L210 255L208 254L209 257L207 256L208 258L206 259V257L201 253L200 256L201 255L204 256L205 260L203 258L200 261L199 259L201 257L197 254L200 257L199 259H197V257L196 258L192 257V260H191L190 257H189V261L190 262H188V258H186L185 256H184L185 257L184 258L181 255L184 252V250L181 252L180 256L178 254V251L180 253V249L182 250V248H180V247H183L182 246L183 244H185V247L188 246V245L186 246ZM224 243L226 244V246L223 248V246L225 245ZM36 244H39V246L41 248L38 245L36 246ZM40 244H42V245H40ZM162 244L165 245V246H163ZM243 244L245 245V247H244ZM48 245H51L52 249L51 248L49 249L50 246H48ZM131 245L132 246L134 245V246L132 247ZM138 245H139V247H138ZM221 245H222V247H221ZM257 245H258V247H257ZM62 246L63 247L64 246H66V247L69 246L68 250H67V248L65 249V247H64V250H67V252L71 251L69 253L70 254L72 253L73 256L71 255L72 257H70L69 253L67 254L66 251L64 252V250H61V249H63ZM82 246H83V248H82ZM118 246H119V248H118ZM150 246H151V248H150ZM201 246H203V247H201ZM216 246H218L219 248H222V249L219 250V248H217ZM252 246H253V248H252ZM44 247L45 248L47 247V248L45 249ZM54 247L57 248V249H60V250L56 249V251H57L56 256H55V254L52 255L53 252H56V251H54L55 250ZM157 247H159V249ZM163 247H164L165 251L163 250ZM171 247H172V245L167 247V248H171ZM226 247H227V251L226 252H222V250L223 251L226 250L225 249ZM71 248H72V250H71ZM133 248H135V249H133ZM139 248H141V249L143 248L142 251H144V253H145L144 255L141 254L143 252ZM144 248H146V249L144 250ZM147 248H150L151 250L147 249ZM208 248H212V249L215 248V250L214 249L211 250V249H208ZM26 249H27V252H25ZM74 249H76L78 251L75 250L76 253H74L75 252V251H73ZM80 249H81V253H80ZM183 249H184V247H183ZM187 249H188V251L190 250L189 248H187ZM187 249L185 248L186 252H184L185 254L187 253L186 256L189 253H191V251H192L191 250V251L188 252ZM52 250H53V252L51 253ZM100 250H102V251H100ZM126 250H128V251H126ZM136 250H138V251H136ZM160 250H161V253H160ZM18 251H20V252H18ZM35 251H36V253L38 251H41V252H38L37 254L34 253L35 257H33V254L30 255L31 252L33 253ZM154 251H156V252H154ZM195 251H192L191 256H197L196 254L193 255V253ZM207 251H208V253H207ZM213 251H215V252H213ZM62 252H64V255H63ZM82 252L84 254H82ZM85 252H87V253H85ZM146 252H147V254H146ZM168 252H171V253H168ZM21 253H23V254H21ZM49 253H50V255H49ZM60 253H62V254H60ZM65 253H66V255H65ZM45 254H46V256H45ZM75 254L78 255L81 258H79L78 256H77L78 257L77 258L76 256H74ZM88 254H89V256H88ZM136 254H138V255H136ZM169 254L172 255V257H170L171 260L168 257V256H170ZM175 254H178V255H175ZM217 254H218V256H217ZM3 255H5V256H3ZM60 255L61 256L63 255V256L61 257ZM112 255H114V256H112ZM149 255H151L150 258H149ZM173 255H175V257ZM19 256H20V258H18ZM42 256H44V257H42ZM57 256H59V257H57ZM156 256H157V258H156ZM166 256H167V258L169 260H167ZM177 256H179L178 257L179 259L176 258ZM55 257L59 258V259L61 258L60 259L61 261H59V260L56 261ZM67 257H68V260H67ZM73 257H75V258H73ZM83 257L85 258V260H84ZM180 257L182 259V262L180 260ZM242 257H243V259H242ZM3 258H5V259H3ZM62 258H64V259H62ZM193 258H194L195 261H193ZM20 259L22 261H24V260H26V261L22 262ZM46 259L48 260L47 261L48 263L46 262ZM82 259L84 260V262H83ZM89 259H90V261H89ZM173 259H174L175 262L173 261ZM4 260H5V262H4ZM31 260H33L32 263H31ZM34 261H36L37 263L36 262L34 263ZM54 261H55V263H54ZM43 262H46V263H43ZM202 264H205V263L202 262Z\"/></svg>", "mask_w": 264, "mask_h": 264}, {"label": "bare ground", "instance_id": "2", "mask_svg": "<svg viewBox=\"0 0 264 264\" xmlns=\"http://www.w3.org/2000/svg\"><path fill=\"white\" fill-rule=\"evenodd\" d=\"M32 1H33V0H32ZM36 1L38 2V0H36ZM36 1H35V2H36ZM43 1H44V0H43ZM50 1H51V0H50ZM55 1H56V0H55ZM55 1H54V2H55ZM75 1H76V0H75ZM113 1H115V0H113ZM113 1H112V3H113ZM118 1H119V0H118ZM120 1H121V3H122V0H120ZM125 1H126V0H123V2H125ZM128 1H129V0H128ZM131 1H132V0H130V2H131ZM139 1L141 2V0H139ZM56 2L58 3V1H56ZM59 2H60V1H59ZM64 2H65V1H64ZM71 2H72V1H71ZM80 2H81V1H80ZM134 2H136V0L133 1V3H134ZM142 2H143V0H142ZM142 2H141V3H142ZM146 2H147V3H146ZM146 2L144 1V3H146L145 5H143V4H139V5H138V3H139V2H138L137 5H138V7H139L140 5L144 6V7H142V8H143L142 12L144 11V14H145L146 16H148V15L150 14V17H151V15H152L151 18L149 17V19H148L149 21L152 20L151 22H154L153 20H155V22H157L156 20H160L161 25H163V26H164L165 24H162V23H169V22H170L169 24H166V27H167V25H168V27H167V31H168V30H170L169 27L171 26V29H172V30H170V32H171L170 34H171V35H169V31H168V34H166L165 32H164V33H165V35L170 36L171 38H170V37H169V38H170L172 41L175 40L176 43L178 42V39L181 40V38L184 37V40H185L184 43H186V44L189 46V44H188L187 42H188L189 40H192V37L189 38V36H188V38H185V37H187V35L189 34V30H187L186 27H189V26H190V31H191V32H192V31H195V30L198 31V27L200 26V24H201L202 26H206V25H215L216 23H218V21H219V19H220L222 23L219 22V25H220L221 27H222V26H225V27L228 26L227 28L224 29V31H226V32H228V33H229V32L232 33V31H234V32H235V31H238V32L240 33L241 31H243V32L245 33V35H242V36H239V35H238V36H236V38H234V37L231 38V37H230L232 41H229L230 39L228 38V41H229V42H232V44H233V42H236V43L238 42L237 44H239V45H241L240 43H242L243 45L245 44L246 47H247V45L250 46V47H252V45H250L251 43H254V44L257 43V44H258V42H261V41H262V44H260V45H264V41H263V40H264V36L261 37V35H259V34H257V36H255V35H251V34H254V33L256 32L255 29H256L257 26H258V25H257V26H254V24L262 22V23H263V24H262V25H263L262 29L264 28V18H262V17L264 16V0H147ZM38 3H39V2H38ZM40 3H41V1H40ZM66 3H67V2H66ZM66 3H65V4H66ZM74 3H75V2H74ZM109 3H110V2H109ZM118 3H119V2H118ZM121 3H119V5H120ZM125 3H126V2H125ZM125 3H124V4H125ZM133 3H131V4H133ZM35 4H36V3H35ZM51 4H52V3H51ZM62 4H63V3H62ZM71 4H72V3H71ZM80 4H82V3H80ZM83 4H84V3H83ZM85 4H86V3H85ZM89 4H90V3H89ZM113 4H114V3H113ZM128 4H129V3H128ZM131 4H130V5H131ZM58 5H59V4H58ZM78 5H79V4H78ZM87 5H88V4H87ZM107 5H108V4H107ZM126 5H127V4H126ZM135 5H136V4H134L133 7H134ZM226 5H227V10H224V11H223L224 6H226ZM230 5H231V6H230ZM55 6H57V5H55ZM59 6H60V5H59ZM63 6H65V5L63 4ZM66 6H67V5H66ZM102 6H103V5H102ZM116 6H117V5H116ZM131 6H132V5H131ZM29 7H30V6H29ZM32 7H33V6H32ZM42 7H44V6H42ZM50 7H51V6H50ZM121 7H122V6H121ZM121 7H120V8H121ZM123 7H124V6H123ZM123 7H122L121 9H124V10L126 11V8H127V7H124V8H123ZM133 7H132V8H133ZM230 7H231V8H230ZM39 8H40V7H39ZM47 8H48V7H47ZM91 8H92V7H91ZM129 8H130V9H129V11H130V10H131V7L129 6ZM142 8L140 7L139 9H142ZM222 8H223V9H222ZM29 9H30V8H29ZM63 9H64V8H63ZM117 9H119V7H118ZM121 9H120V10H121ZM136 9L138 10V8H136ZM225 9H226V8H225ZM31 10H33V8H31ZM34 10H35V9H34ZM37 10H39V9H37ZM44 10H45V9H44ZM50 10H51V9H50ZM50 10H49V11H50ZM54 10H55V9H54ZM73 10H74V9H73ZM262 10H263V11H262ZM51 11H52V10H51ZM117 11H118V10H117ZM121 11H122V10H121ZM125 11H124V12H125ZM127 11H128V10H127ZM47 12H48V11H47ZM57 12H58V11H57ZM69 12H70V11H69ZM89 12H90V11H89ZM89 12H88V13H89ZM124 12H123V14H124ZM131 12H132V11H130V13H131ZM133 12L136 13V14H138V13L140 14V11H139L138 13H137V11L135 12V8H134V11H133ZM260 12H261V13H260ZM61 13H62V12H61ZM63 13H65V12H63ZM74 13H75V12H74ZM91 13H92V12H91ZM116 13H117V12H116ZM118 13H120V12L118 11ZM118 13H117V14H118ZM221 13L225 14V15H224L225 17L222 16V18L224 17V19H221V17L219 18V15H220ZM258 13L262 15V16L260 15V16H261V20H260V22H259V21H256V22H255L254 20H257V19H258V15H259ZM52 14H53V13H52ZM89 14H90V13H89ZM127 14H128V12H127ZM131 14H132V13H131ZM131 14H130V15H131ZM257 14H258V15H257ZM74 15H75V14H74ZM112 15H113V13H112ZM119 15H120V14H119ZM142 15H143V14H142ZM221 15H222V14H221ZM221 15H220V16H221ZM79 16H80V15H79ZM115 16H116V15H115ZM120 16H121V15H120ZM132 16H133V14H132ZM134 16H136V15L134 14ZM137 16H138V15H137ZM226 16H227V17H226ZM254 16H255V18H256V16H257V19H254V18H253ZM55 17H56V16H55ZM64 17H65V15H64ZM71 17H72V16H71ZM71 17H70V18H71ZM83 17H84V16H83ZM121 17H122V16H121ZM179 17H180V19H179ZM181 17H182L183 19H182ZM108 18H109V17H108ZM122 18H123V17H122ZM125 18H127V16H126ZM133 18H134V17H133ZM139 18H140V17H139ZM184 18H186V19H184ZM218 18H219V19H218ZM226 18H227L228 20H229V19H230V20H229L228 22H224V23L226 24V25H225V24L223 23V20H225ZM252 18H253L254 20H253ZM79 19H80V18H79ZM115 19H116V18H115ZM118 19H119V18H118ZM141 19H143V16H142ZM150 19H151V20H150ZM231 19H232V20H231ZM251 19H252V21H251ZM259 19H260V17H259ZM69 20L71 21V19H69ZM116 20H117V19H116ZM129 20H130V19H129ZM81 21H82V20H81ZM84 21H85V20H84ZM111 21H112V20H110V21H108V22H111ZM120 21H121V20H120ZM125 21H126V19H125ZM127 21H128V20H127ZM131 21H132V20H131ZM146 21H147V19H146ZM186 21H187V23H188V26H187V23H185ZM188 21H189V22L191 21V22L189 23ZM74 22H75V21H74ZM118 22H119V21H118ZM123 22H124V20H123ZM140 22H141V21H140ZM143 22H144V19H143ZM151 22H150V23L148 22V25L150 24V25H149L150 27H151L152 25L154 26V23L152 24ZM193 22H194V23H193ZM230 22H232V25H231V26H229V24H231ZM114 23H115V22H114ZM120 23H121V22H120ZM124 23H125V22H124ZM136 23H137V22H136V20H135V24H136ZM145 23H147V22H145ZM157 23H158V22H157ZM171 23H173V25H172ZM184 23H185V26H186V27H185V26L183 25L185 29H184V30H183V28H181V29L179 28V29H178V27L181 26V25L184 24ZM191 23H193V26L195 25V23H197V25H199V26L197 27V26L195 25V27H197V28L195 29L193 26L190 25ZM198 23H199V24H198ZM92 24H93V23H92ZM96 24H97V23H96ZM110 24H111V23H110ZM141 24H142V22H141ZM141 24H140V25H141ZM151 24H152V25H151ZM177 24H178V27H177ZM180 24H181V25H180ZM222 24H224V25H222ZM70 25H71V24H70ZM112 25H113V24H112ZM114 25H115V24H114ZM121 25H122V24H121ZM121 25H120V26H121ZM143 25H144V24H143ZM158 25H159L160 27H159ZM158 25L156 26L157 28L154 27V29L156 28V32H157V34H158V33L160 34L161 30L158 31V29H159V28H162V26H161L159 23H158ZM175 25H176V27H175ZM217 25H218V24H217ZM219 25H218V26H219ZM259 25L261 26V23H260ZM74 26H75V25H74ZM127 26H128V24H127ZM137 26H139V25L137 24ZM153 26H152V27H153ZM183 26H181V27H183ZM215 26H216V25H215ZM218 26L216 27V29H218ZM260 26H258V30H259V28L261 29ZM147 27H148V26H147ZM150 27H149V28H150ZM152 27H151V29H153ZM158 27H159V28H158ZM174 27H175V29H174ZM255 27H256V28H255ZM90 28H92V27H90ZM94 28H95V26H94ZM100 28H101V26H100ZM122 28H123V25H122ZM145 28H146V27H145ZM176 28H177L178 30H180V31L176 30ZM191 28H194V29L191 30ZM200 28H201V27H200ZM203 28H204V27H202L201 29H203ZM208 28H209V27H207L206 30H207ZM211 28H212V27L210 26L209 29H210L211 31H213L214 29L212 28V29H213V30H212ZM214 28H215V27H214ZM219 28H220V27H219ZM222 28H223V27H222ZM129 29H130V28H129ZM138 29H140V28L138 27ZM138 29H137V31H138L137 33H138V34L140 33V34L142 35V31H144V28H143V29L141 28L140 32H139ZM162 29H163V28H162ZM201 29H200V30H201ZM209 29H208L207 31H205V33L207 32V33H211V34H212V32H211ZM262 29H261V31H262ZM95 30H97V29H95ZM95 30H94V31H95ZM126 30H127V29H126ZM148 30H149V29H148ZM165 30H166V28H165ZM165 30H163V31H165ZM181 30H183V31H181ZM204 30H205V28H204ZM204 30H203V31H204ZM253 30H254L255 32L252 33L251 31H253ZM258 30H257V33L259 32ZM104 31H105V30H104ZM106 31H107V30H106ZM150 31H151V30H150ZM153 31L155 32V30H153ZM163 31H162V35L164 34ZM167 31H166V32H167ZM184 31H186V32H184ZM187 31H188V33H187ZM197 31H196V32H197ZM208 31H209V32H208ZM215 31H216V30H215ZM222 31H223V30H222ZM248 31H250L251 33H248ZM114 32H115V31H114ZM135 32H136V28H135ZM148 32H149V31H148ZM154 32H153V33H154ZM183 32H184V33H187V35H186V34H183ZM191 32H190V35H191ZM198 32H200V31H198ZM201 32H202V31H201ZM226 32H225V33H226ZM234 32H233V33H234ZM238 32H237V34H238ZM246 32H247V33H246ZM101 33H102V32H101ZM106 33H107V32H106ZM108 33H109V32H108ZM137 33H135V35H136ZM149 33H150V32H149ZM153 33H151V34H153ZM193 33H195V32H193ZM202 33H203V32H202ZM205 33H203V34H201V33H200V34H197L198 36L195 34L196 38H197V37H198V38L196 39V38L194 37L195 41H194V44H192L193 41L191 42L192 46H193V45L196 46V43H195V42H197V45H200L201 41H204V42H205V38H206V40L209 39V37L211 38V35H209L208 38H207L206 36H204ZM217 33H218V32H217ZM225 33H224V34H225ZM231 33H230V34H231ZM259 33H260V32H259ZM94 34H95V33H94ZM99 34H100V33H99ZM102 34H103V33H102ZM138 34H137V36H138ZM140 34H139V36H140ZM151 34H150V35H151ZM221 34H223V32H221ZM224 34H223V36H224ZM237 34H236V35H237ZM242 34H243V33H242ZM260 34L264 35V29H263V33H260ZM135 35H134V36H135ZM147 35H148V34H146V37H147ZM160 35H161V34H160ZM165 35H164V38H165ZM184 35H185V36H184ZM206 35H207V34H206ZM225 35H226V34H225ZM231 35H232V34H231ZM231 35H229V36H231ZM258 35H259L260 37H258ZM127 36H128V35H127ZM127 36H126V37H127ZM143 36H144V34H143ZM143 36H140V37L142 38ZM156 36H157V35H156ZM192 36H194V34H193ZM202 36H204L205 38H203ZM207 36H208V35H207ZM213 36H214L213 39L216 38L215 36H217L216 39L219 38V35H218V34H217V35H213ZM104 37H105V36H104ZM111 37H112V36H111ZM131 37H132V36H131ZM144 37H145V36H144ZM158 37H159V36H158ZM158 37L155 38V39H158ZM199 37H202V38H200V40H199ZM220 37H221V36H220ZM225 37H226V36H225ZM225 37H223L221 43H223L224 40L226 41V39H224ZM136 38H138V37H136ZM136 38H135V39H136ZM161 38H162V37H161ZM164 38H163V39H164ZM167 38H168V37H167ZM221 38H222V37H221ZM221 38H219L220 41H221ZM92 39H93V38H92ZM188 39H189V40H188ZM202 39H203V40H202ZM213 39L211 38L210 40H208V41H209V44H210V45H209V48H210V46H211V43L214 42ZM219 39H218V40H219ZM140 40H142V39H140ZM140 40L138 39L137 41H138L139 43H141ZM166 40L171 41V40H169V39H166ZM166 40H165V41H166ZM184 40L182 39V41H184ZM197 40L200 41V43H199ZM96 41H97V40H96ZM101 41H102V40H101ZM119 41H120V40H119ZM144 41L148 42L147 40H144ZM144 41L142 40V42H144ZM154 41H156V40H154ZM157 41H158V40H157ZM172 41H171V42H172ZM182 41H179V42H181V44H182V43H183ZM210 41H211V42H210ZM212 41H213V42H212ZM220 41H218V42L216 41V42H214L212 45L217 44V43H219ZM133 42H135V41H133ZM150 42H151V41H150ZM226 42H227V41H226ZM226 42H224V44H225ZM255 42H256V43H255ZM130 43H131V42H130ZM139 43H137V45H136L135 43H133V45H134L135 47L138 46V45H139V47H141V46L143 45V43H141V44H139ZM144 43H145V42H144ZM166 43H167V42H166ZM168 43H169V42H168ZM189 43H190V42H189ZM202 43H203V42H202ZM202 43H201V44H202ZM221 43H220V44H221ZM227 43H228V42H227ZM171 44H172V43H171ZM181 44H179V45H181ZM191 44H190V45H191ZM220 44H217V45H220ZM230 44H231V43H230ZM140 45H141V46H140ZM154 45H155V44H154ZM187 45H186V46L182 45V46H184V48H186ZM203 45H204V43H203ZM203 45H202V46H203ZM205 45H207V41H206V44H205ZM258 45H259V44H258ZM160 46H161V44H160ZM168 46H169V45H168ZM170 46H171V45H170ZM207 46H208V45H207ZM207 46H206V48H207ZM221 46H222V45H221ZM221 46H220V47H221ZM227 46H228V45H227ZM230 46H232V45H230ZM233 46H234V45H233ZM235 46H236V45H235ZM245 46H244V47H245ZM256 46H257V45H256ZM211 47H212V46H211ZM217 47H218V50L220 51V56H221L222 54H221V50L219 49L220 47H219V46H216V47H215V45H214V48L217 49ZM222 47H224V46H222ZM228 47H229V46H228ZM254 47H255V45H254ZM260 47H262V46H260ZM101 48H102V47H101ZM149 48H150V46H149ZM182 48H183V47H182ZM190 48H191V46H190ZM199 48L201 49V46H200ZM199 48H198V51H199ZM225 48H226V47H225ZM225 48H224V49H225ZM230 48H231V47H230ZM142 49H143V48H142ZM163 49H164V48H163ZM172 49H173V48H172ZM187 49H188V48H187ZM211 49H212V48H211ZM216 49H214V50L216 51ZM224 49H223V50H224ZM227 49H228V48H227ZM235 49H236V48H235ZM241 49H242V48H241ZM256 49H257V48H256ZM260 49H261V48H259V50H260ZM119 50H120V49H119ZM190 50H192V48H191ZM190 50H189V52H190ZM233 50H234V48H233ZM259 50L257 49V51H259ZM171 51H172V50H171ZM182 51H183V50H182ZM186 51H187V50H186ZM192 51H193V50H192ZM209 51H210V50H209ZM230 51H232V50L230 49ZM230 51H229V52H230ZM240 51H241V50H240ZM240 51H239V52H240ZM263 51H264V49H263ZM173 52H174V50H173ZM196 52H197V51H196ZM212 52H213V51H212ZM229 52H228V54H229L228 56L231 57L232 55H230V54H233V53H231V52L229 53ZM233 52H234V51H233ZM235 52H236V50H235ZM235 52H234V53H235ZM241 52H242V51H241ZM241 52H240V53H241ZM261 52H262V50H261ZM159 53H160V52H159ZM185 53H186V52H185ZM193 53H195V50H194ZM193 53H192V54L190 53V54L193 55ZM216 53H217V51H216ZM236 53H237V52H236ZM240 53H239V54H240ZM243 53H245V52H243ZM132 54H133V52H132ZM132 54H131V55H132ZM225 54H226V52H225ZM225 54L223 53V55L226 57L227 54H226V55H225ZM246 54H247V53H246ZM255 54H256V53H255ZM263 54H264V53H263ZM171 55H172V54H171ZM174 55H175V54H174ZM191 55H189V56H191ZM195 55H196V54H195ZM217 55H218V54H217ZM217 55H216V56H217ZM241 55H242V54H241ZM244 55H245V54H244ZM143 56H144V55H143ZM167 56H168V55H167ZM184 56H185V55H184ZM220 56H219V58H221ZM224 56H223V58H224ZM234 56H235V59H236V55H233V57H234ZM247 56H249V55H247ZM247 56H245V57H247ZM162 57H163V56H162ZM180 57H181V56H180ZM187 57H188V56H187ZM191 57H192V56H191ZM195 57H196V56H195ZM217 57H218V56H217ZM233 57H232V58H233ZM245 57H244V59H245ZM256 57H259V56H256ZM139 58H140V57H139ZM143 58H144V57H143ZM145 58H147V57H145ZM160 58H161V57H160ZM165 58H166V57H165ZM169 58H170V57H169ZM238 58H239V56H238ZM238 58H237V60H238ZM241 58H242V56H241ZM251 58H252V57H251ZM261 58H262V57H261ZM261 58H259V59H261ZM127 59H128V58H127ZM163 59H164V58H163ZM178 59H179V58H178ZM178 59H177V60H178ZM198 59H199V58H198ZM221 59H222V58H221ZM246 59H247V58H246ZM249 59H250V58H249ZM249 59H248V60H249ZM146 60H147V59H146ZM161 60H162V59H161ZM185 60H186V59H185ZM187 60H188V59H187ZM195 60H196V59H195ZM219 60H220V59H219ZM230 60H231V61H230ZM230 60H229L230 62L234 61V59L232 60L231 58H230ZM239 60H240V58H239ZM158 61H160V60H158ZM214 61H216V60H214ZM214 61H213V62H214ZM243 61H244L243 59H242V61L240 60V62L237 61V64H239V63H241V62H242V64H243L244 62H246V61H244V62H243ZM250 61H251V60H250ZM250 61H249V62H250ZM259 61H260V60H257V59H256L257 64L259 63ZM262 61H264L263 58H262ZM129 62H130V61H129ZM137 62H138V61H137ZM191 62H192V61H191ZM194 62H195V61H194ZM221 62H222V60H221ZM235 62H236V61H235ZM235 62H234V63H235ZM238 62H239V63H238ZM249 62H247V63H249ZM260 62H261V61H260ZM182 63H183V62H182ZM189 63H190V62H189ZM204 63H205V62H204ZM232 63H233V62H232ZM247 63H246V64H247ZM262 63H263V62H262ZM262 63H261V64H262ZM205 64H206V63H205ZM224 64H225V63H224ZM237 64H235V65H237ZM246 64H245V65H246ZM251 64H255L254 59H253V63L250 62L249 67H252ZM56 65H57V64H56ZM127 65H128V63H127ZM129 65H130V64H129ZM149 65H150V64H149ZM181 65H182V64H181ZM222 65H223V64H222ZM235 65H234V66H235ZM240 65H241V64H240ZM247 65H248V64H247ZM262 65H264V64H262ZM193 66H194V65H193ZM205 66H206V65H205ZM219 66H220V65H219ZM231 66H232V65H231ZM241 66H244V65H241ZM254 66H255V65H254ZM254 66H253V68H254ZM256 66H257V68H258V66H260V65H256ZM42 67H43V66H42ZM139 67H140V66H139ZM153 67H154V66H153ZM190 67H191V66H190ZM197 67H198V66H197ZM208 67H209V66H208ZM225 67H226V66H225ZM238 67H239V66H238ZM4 68H5V67H4ZM47 68H49V67H47ZM182 68H183V67H182ZM242 68H243V67H242ZM257 68L255 69L256 72L258 71ZM260 68H261V67H260ZM260 68H259V69H260ZM153 69H154V68H153ZM224 69H225V68H224ZM228 69H229V68H228ZM230 69H232V68H230ZM230 69H229V70H230ZM239 69H241V68L239 67ZM244 69H245V66H244L243 70H244ZM247 69H248V67H247ZM250 69H251V68H250ZM262 69H264L263 66H262ZM6 70H7V69H6ZM12 70H13V69H12ZM23 70H24V69H23ZM55 70H56V69H55ZM229 70H227V71L229 72ZM241 70H242V69H241ZM243 70H242V71H243ZM253 70H254V69H253ZM260 70H261V69H260ZM10 71H11V70H10ZM21 71H22V70H21ZM36 71H37V73H38V70H36ZM40 71H41V70H40ZM109 71H110V70H109ZM132 71H133V70H132ZM188 71H189V70H188ZM215 71H216V70H215ZM236 71H237V70H236ZM244 71H245V70H244ZM246 71H247V70H246ZM8 72H9V71H8ZM102 72H103V71H102ZM206 72H207V71H206ZM206 72H205V73H206ZM228 72H227V73H228ZM233 72H234V71H233ZM247 72H251V71L248 70ZM253 72H254V71H253ZM259 72L261 73V71H259ZM263 72H264V71H263ZM263 72H262V73H263ZM3 73H4V72H3ZM13 73H14V72H13ZM15 73H16V72H15ZM32 73H33V72H32ZM37 73H36V74H37ZM110 73H111V72H110ZM147 73H149V72H147ZM225 73H226V72H225ZM231 73H232V71H231ZM241 73H242V72H241ZM245 73H246V72H245ZM257 73H258V72H257ZM262 73H261V75H262ZM154 74H155V73H154ZM196 74H197V73H196ZM196 74H195V75H196ZM243 74H244V72H243ZM40 75H41V74H40ZM130 75H131V74H130ZM216 75H219V74H216ZM253 75H254V74H253ZM255 75H256V73H255ZM261 75H260V76H261ZM112 76H113V75H112ZM157 76H158V75H157ZM157 76H156V77H157ZM191 76H192V75H191ZM202 76H203V75H202ZM202 76H201V77H202ZM220 76H222V74H221ZM238 76H239V75H238ZM256 76H259V75H256ZM256 76H255V77H256ZM260 76H259V78L261 79L263 75H262L261 77H260ZM57 77H58V76H57ZM132 77H133V76H132ZM246 77H247V73H246ZM263 77H264V76H263ZM62 78H63V77H62ZM119 78H120V76H119ZM121 78H122V77H121ZM121 78H120V79H121ZM130 78H131V77H130ZM134 78H135V77H134ZM215 78L217 79V76H216ZM218 78H219V77H218ZM247 78H248V77H247ZM256 78H257V77H256ZM256 78H255V79H256ZM116 79H117V78H116ZM152 79H153V78H152ZM231 79H232V78H231ZM248 79H250V77H249ZM251 79L253 80V77H252ZM262 79H263V80H262ZM262 79H261V80L264 81V78H262ZM117 80H119V79H117ZM133 80H134V79H133ZM133 80H132V81H133ZM148 80H149V79H148ZM220 80H221V77H220ZM257 80H258V79H257ZM17 81H18V80H17ZM123 81H124V79H123ZM123 81H122V83H123ZM130 81H131V79H130ZM150 81H151V82H150V84H151V83H152V80H150ZM237 81H238V80H237ZM250 81H251V80H250ZM254 81H255V82H254ZM254 81H253V82H254V86H253V84H250L251 86H248V88L246 87V88L249 90L248 92H250V93H253L252 91H250L251 88H253V87H257L256 83H258V81H257V82H256V80H254ZM259 81H260V80H259ZM262 81H261V82H262ZM116 82H117V81H116ZM118 82L120 83V81H118ZM145 82H146V80H145ZM220 82H221V81H220ZM230 82H231V81H230ZM15 83H16V82H15ZM20 83H21V82H20ZM119 83H117V84H119ZM128 83H129V82H128ZM130 83H131V82H130ZM148 83H149V81H148ZM214 83H215V82H214ZM224 83H225V82H224ZM251 83H252V81H251ZM263 83H264V82H263ZM2 84H3V83H2ZM16 84H17V83H16ZM18 84H19V82H18ZM56 84H57V83H56ZM56 84H55V85H56ZM73 84H74V83H73ZM83 84H85V83H83ZM216 84H218V83H216ZM228 84H229V83H228ZM81 85H82V83H81ZM124 85H125V84H124ZM130 85H131V84H130ZM143 85H145V84H143ZM143 85H142V87H143ZM176 85H177V84H176ZM235 85H236V84H235ZM255 85H256V86H255ZM260 85H261V84H260ZM260 85H259V83H258V86L260 87L259 89H260V91L262 92L264 89H262L263 87H261ZM3 86H4V85H3ZM43 86H44V85H43ZM115 86H116V85H115ZM155 86H156V85H155ZM35 87H36V86H35ZM137 87H138V86H137ZM147 87H148V86H147ZM160 87H162V86H160ZM228 87H230V85H229ZM243 87H245V86H243ZM249 87H250V89H249ZM21 88H22V87H21ZM25 88H26V87H25ZM53 88H55V87H53ZM67 88H68V87H67ZM99 88H101V87H99ZM123 88H124V87H123ZM163 88H164V87H163ZM223 88H224V87H223ZM39 89H42V90H43V89H46V90H47L46 87H44V88L41 87V88H39ZM51 89H52V88H51ZM117 89H118V88H117ZM237 89H240V90H239L240 92L242 91V88H240L239 86L237 87ZM237 89H235V90H237ZM46 90H44V91H46ZM48 90H49V89H48ZM69 90H70V89H69ZM79 90H80V89H79ZM106 90H107V89H106ZM143 90H144V89H143ZM146 90H148V89H146ZM146 90H145V91H146ZM158 90H159V89H158ZM164 90H165V89H164ZM164 90H162V91L160 90V91L163 92ZM228 90H229V89H228ZM233 90H234V89H233ZM251 90H252V89H251ZM253 90H254V89H253ZM256 90H257V91H256ZM28 91L31 92V90H28ZM56 91H57L58 93H60V92H59V89H58V90H55V91L53 90V91H52L53 94L56 95V93H57ZM60 91H64L63 94H64L66 91L68 92V90H61V89H60ZM121 91H122V90H121ZM135 91H136V90H135ZM149 91H150V90H149ZM155 91H156V90H155ZM160 91H159V92H160ZM224 91H225V90H224ZM237 91H238V90H237ZM243 91H245V88L243 89ZM258 91H259V90H258L257 88H255L254 96H252V95H251V96L255 98V95H256V93H257ZM260 91L258 92V93H260V94H259V95L257 94L259 97H260L261 95L263 96V93H264V91H263V93H261ZM12 92H13V91H12ZM30 92H29V94H30ZM47 92H48V91H47ZM55 92H56V93H55ZM67 92H66V96H65V97L62 98V96H61L60 94L57 95V97L60 96L62 99L65 98L66 100H68L69 97H70V95L68 96V94H71V93H72V95H71V97H72L74 93H73V92L69 93V92H70V91H69L68 94H67ZM77 92H78V91H77ZM118 92H119V91H118ZM152 92H153V91H152ZM156 92H157V91H156ZM240 92H238V94H239ZM245 92H247V91H245ZM245 92H244V94L246 95ZM21 93H22V92H21ZM31 93H32V92H31ZM40 93L42 94L41 91H40ZM40 93H39V94H40ZM48 93H50V92H48ZM48 93H47V94H48ZM58 93H57V94H58ZM80 93H82V91H80L78 94L80 95ZM83 93H84V92H83ZM126 93H127V92H126ZM126 93H125V94H126ZM148 93H149V92H148ZM230 93H231V92H230ZM6 94H7V92H6ZM41 94H40V95H41ZM44 94H46V92H44ZM53 94H52V95H53ZM61 94H62V92H61ZM63 94H62V95H63ZM78 94H77V96H78ZM92 94H93V93H91L90 95H92ZM128 94H129V93H128ZM214 94H215V93H214ZM220 94H221V92H220ZM233 94H234V93H233ZM238 94H237V96H238ZM42 95H43V94H42ZM52 95H51V96H52ZM55 95L52 96V97H55V99H56L55 101H57L58 98H56ZM64 95H65V94H64ZM75 95H76V94H75ZM75 95H74V96H75ZM81 95H82V94H81ZM81 95L79 96L80 99H81V101H83V99H84V101H85L84 96L81 98ZM83 95H84V94H83ZM90 95L88 96V97H89L88 99L91 100ZM158 95H159V93H158ZM222 95H223V94H222ZM248 95H250V94H248ZM248 95H246V96H248ZM38 96H39V95H38ZM43 96H44V95H43ZM47 96H48V95H47ZM49 96H50V95H49ZM51 96H50V97H51ZM92 96H93V95H92ZM96 96H97V95H96ZM237 96H236V97H237ZM251 96H249V97H251ZM7 97H8V96H7ZM18 97H19V96H18ZM93 97H94V96H93ZM93 97H92V98H93ZM97 97H98V96H97ZM61 98H59V99H61ZM67 98H68V99H67ZM77 98H78V97H77ZM86 98H87V97H86ZM103 98H104V97H103ZM229 98H230V97H229ZM28 99H29V98H28ZM37 99H38V98H37ZM46 99H47V98H46ZM49 99H50V98H49ZM49 99H48V100H49ZM72 99H74V98L72 97ZM75 99H76V96H75ZM88 99H87V100H88ZM255 99H256V98H255ZM258 99H260V98L257 97L256 100L260 102V100H258ZM262 99H263V101L261 100L262 102H260V103L264 104V96L262 97ZM11 100H12V99H11ZM26 100H27V98H26ZM41 100H42V99H41ZM43 100L46 101L44 98H43ZM87 100L85 101L86 103H87ZM246 100H247V99H246ZM31 101H32V100H31ZM35 101H36V100H35ZM60 101L62 102V100H60ZM81 101H80V102H81ZM84 101H83V102H84ZM92 101H93V99L90 101V103H92ZM248 101H249V100H248ZM9 102H10V101H9ZM33 102H34V100H33ZM58 102H59V100L57 101V103H58ZM61 102H60V103H61ZM70 102H71V100H70ZM70 102H69V101H68V102L65 101V102H64V105H65V103H66V105L68 106L69 104H67V103H70ZM80 102H78V104H79ZM88 102H89V101H88ZM94 102H95V101H94ZM94 102H93V104H95ZM97 102H98V101H97ZM160 102H161V101H160ZM57 103H56V104H57ZM60 103H58V104L60 105ZM62 103H63V102H62ZM62 103H61V106H62ZM72 103H73V102H72ZM81 103H82V102H81ZM86 103H84V104H86ZM90 103H88V104H86V105H89ZM128 103H129V102H128ZM236 103H237V102H236ZM28 104H29V103H28ZM54 104H55V103H54ZM58 104H57V105H58ZM76 104H77V102H76ZM76 104L72 105V107H73V106H77ZM116 104H117V103H116ZM152 104H153V103H152ZM164 104H165V103H164ZM23 105H24V104H23ZM39 105H40V104H39ZM59 105H58V106H59ZM64 105H63L62 107H65L66 109H67L68 107H71V104H70L68 107H67L66 105H65V106H64ZM82 105H83V103H82ZM101 105H102V103H101ZM156 105H157V104H156ZM229 105H231V104H229ZM245 105H246V104H245ZM2 106H3V105H2ZM26 106H27V105H26ZM43 106H44V105H43ZM61 106H60V107H61ZM80 106H81V105H78L77 107H80ZM92 106H93V105H92ZM92 106H90V109L93 108ZM113 106H114V108L117 107V106H115V103H112V106H111V107H113ZM190 106H191V105H190ZM62 107H61V108H62ZM77 107H76V109H79V108H77ZM81 107H82V106H81ZM91 107H92V108H91ZM158 107H160V106L158 105ZM11 108H12V106H11ZM44 108H45V107H44ZM95 108H98V106L95 107ZM95 108H93V109H95ZM114 108H113V109H114ZM118 108H119V107H117V109H118ZM180 108H181V107H180ZM54 109H56V106H54ZM66 109H65V111H66ZM76 109H75V107H74V109H73V108H70L69 110L72 112V110L75 111ZM214 109H215V108H214ZM214 109H213V110H214ZM226 109H227V108H226ZM34 110H35V109H34ZM88 110H89V109H88ZM118 110H119V109H118ZM118 110H117V111H118ZM166 110H167V109H166ZM183 110H184V109H183ZM193 110H194V108H193ZM255 110H256V109H255ZM262 110H263V109H262ZM53 111H55V110H53ZM53 111L51 112V114H49V113H50V110H49V111H42V112H44V113H47L48 116H49V115L51 116V117H48L47 115H45L47 118H46L45 116H43V118H45V119L51 118V119H52V118H53V115H52V114H54ZM57 111H58V107H57ZM70 111H69V112H70ZM80 111H81V110H80ZM2 112H3V111H2ZM39 112H41V110H39ZM48 112H49V113H48ZM66 112H68V109H67ZM69 112H68V113H69ZM82 112H83V111H82ZM86 112H87V111H86ZM113 112H114V111H113ZM166 112H167V111H166ZM169 112H170V111H169ZM197 112H198V111H197ZM25 113H26V112H25ZM57 113H58V112H55V114H57ZM62 113H63V112H62ZM96 113H97V112H96ZM96 113H94V114H96ZM115 113H117V112H115ZM180 113H181V112H180ZM193 113H194V112H193ZM203 113H204V112H203ZM90 114H91V113H90ZM113 114H114V113H113ZM117 114H118V113H117ZM117 114H116V115H117ZM120 114H121V112H120ZM143 114H144V113H143ZM164 114H165V113H164ZM178 114H179V113H178ZM181 114H182V113H181ZM185 114L187 115V112H186ZM91 115H92V114H91ZM98 115H99V114H96V116H98ZM124 115H125V114H124ZM206 115H207V114H206ZM60 116H61V115H60ZM122 116H123V115H122ZM176 116H177V115H175V117H176ZM187 116H188V115H187ZM62 117H63V116H62ZM98 117H99V116H98ZM98 117H96L95 120H97ZM104 117H105V116H104ZM114 117H116V116L114 115ZM134 117H135V116H134ZM138 117H139V116H138ZM175 117H174V118H175ZM178 117H179V115H178ZM194 117H195V116H194ZM94 118H95V116H94L92 119H94ZM118 118H119V116H118ZM122 118H124V116H123ZM169 118L173 120V117H169ZM179 118H180V117H179ZM191 118H192V117H191ZM197 118H198V117H197ZM256 118H257V117H256ZM84 119H85V118H84ZM87 119H88V118H87ZM103 119H105V118H103ZM108 119H109V118H108ZM119 119H120V118H119ZM164 119H165V118H164ZM166 119L168 120V117H167ZM177 119H178V118H177ZM182 119H183V118H182ZM187 119H189V117H188ZM101 120H102V119H101ZM112 120H113V119H112ZM190 120H191V119H190ZM22 121H24V120H22ZM41 121H42V120H41ZM54 121H57V118H56V120H54ZM80 121H81V120H80ZM84 121H86V120H84ZM87 121H90V123H88V124H91V123L93 122V120L91 121L90 119H88ZM87 121H86V122H87ZM109 121H110V119L108 120V122H109ZM117 121H118V120H117ZM131 121H132V120H131ZM27 122H28V121H27ZM30 122H31V121H30ZM57 122H58V121H57ZM66 122H67V121H66ZM75 122H76V121H75ZM81 122H82V121H81ZM86 122H85V126L88 125V124H86ZM95 122H96V121H95ZM95 122H93V123H95ZM100 122H102V121H100ZM103 122H104V121H103ZM103 122H102V123H103ZM111 122H112V121H111ZM113 122H114V121H113ZM173 122H174V121H173ZM23 123H24V122H23ZM23 123H22V124H23ZM59 123H60V122H59ZM76 123H77V122H76ZM98 123H99V120H98ZM124 123H126V122H124ZM157 123H158V122H157ZM159 123L162 124V122H159ZM185 123H186V122H185ZM191 123H192V122H191ZM67 124H68V123H67ZM83 124H84V123H82V125H83ZM196 124H197V123H196ZM80 125H81V124H78V126H80ZM82 125H81V126H82ZM122 125H123V124H122ZM126 125H127V124H126ZM126 125L124 124V127H126V129H127L128 126H126ZM142 125H143V124H142ZM144 125H145V124H144ZM154 125H155V124H153V126H154ZM156 125H157V124H156ZM159 125H160V124H159ZM183 125H184V124H183ZM59 126H61V125H59ZM120 126H121V125H120ZM147 126H148V125H147ZM147 126H146V127H147ZM199 126H200V125H199ZM76 127H77V126H76ZM87 127H88V126H87ZM92 127H93V126H92ZM95 127H96V126H95ZM194 127H195V126H194ZM201 127H202V125H201ZM201 127H200V128H201ZM43 128H44V127H43ZM58 128H59V127H58ZM90 128H91V127L89 126V131H88V129L86 130V131H88L89 133H90ZM97 128H98V127H97ZM106 128H107V127H106ZM108 128H109V127H108ZM120 128H121V127H120ZM136 128H137V127H136ZM136 128H135V129H136ZM178 128H179V127H178ZM76 129H78V128H76ZM81 129H82V130H85L83 126L81 127ZM144 129H145V128H144ZM152 129H153V128H152ZM181 129H182V128H181ZM181 129H179V130H181ZM195 129H196V128H195ZM41 130H42V129H41ZM78 130H79V129H78ZM82 130H81V133L83 132ZM94 130H95V129H94ZM142 130H143V129H142ZM149 130H151V128H150ZM171 130H172V129H171ZM12 131H13V130H12ZM175 131H176V130H175ZM177 131H178V130H177ZM207 131H208V130H207ZM16 132H17V131H16ZM47 132H48V131H47ZM75 132H76V130H75ZM77 132H78V131H77ZM77 132H76V133H77ZM79 132H80V131H79ZM94 132H96V130H95ZM129 132H130V130H129ZM179 132H180V131H179ZM205 132H206V131H205ZM84 133H85V132H84ZM174 133H175V132H174ZM184 133H185V132H184ZM189 133H190V131H189ZM27 134H28V132H27ZM61 134H62V133H61ZM67 134H68V133H67ZM78 134H79V135H78ZM78 134H76V135L80 136V133H78ZM82 134H83V133H82ZM91 134L93 135V133H91ZM91 134H90V135H91ZM116 134H117V133H116ZM138 134H139V133H138ZM147 134H148V133H147ZM168 134H169V133H168ZM171 134H172V133H171ZM175 134H176V133H175ZM178 134H179V133H178ZM181 134H182V133H181ZM200 134H202V133H200ZM210 134H211V133H210ZM3 135H4V134H3ZM18 135H19V134H18ZM28 135H29V134H28ZM85 135H86V133H85ZM179 135H180V134H179ZM192 135H193V134H192ZM208 135H209V134H208ZM229 135H230V134H229ZM10 136H11V135H10ZM21 136H22V135H21ZM25 136H26V135H25ZM65 136H66V135H65ZM81 136H82V135H81ZM81 136H80V137H81ZM83 136H84V134H83ZM87 136H88V135H87ZM87 136H84V137H85V138H84L85 140H88V139H86ZM93 136H94V135H93ZM144 136H148V135H144ZM159 136H160V135H159ZM194 136H195V135H194ZM22 137H23V136H22ZM46 137H47V136H46ZM91 137H92V136H90L89 138H91ZM94 137H95V136H94ZM125 137H126V136H125ZM140 137H141V136H140ZM165 137H166V136H165ZM184 137H185V136H184ZM186 137H187V136H186ZM189 137H190V136H189ZM192 137H193V136H192ZM195 137H196V136H195ZM198 137H199V136H198ZM66 138H67V137H66ZM181 138H182V137H181ZM181 138H180V139H181ZM187 138H188V137H187ZM202 138H204V136H203ZM208 138H209V137H208ZM211 138H212V137H211ZM227 138H228V137H227ZM18 139H19V138H18ZM82 139H83V138H82ZM82 139H80V140H81L82 143H84V145H82L83 148H84V146H85V145L87 146V144H85V141H82ZM141 139H142V138H141ZM143 139H144V138H143ZM147 139H148V138H147ZM158 139H159V138H158ZM161 139H162V138H161ZM185 139H186V138H185ZM190 139H191V137H190ZM190 139L188 138L187 140L190 141ZM200 139H201V138H200ZM204 139H205V138H204ZM27 140H28V142H27L26 140H24V143L29 144V140H31V139H27ZM120 140H121V139H120ZM149 140H150V139H148L147 141H149ZM182 140H183V138H182ZM194 140L196 141L197 138H194ZM201 140H202V139H201ZM9 141H10V140H9ZM17 141H18V140H17ZM25 141H26V142H25ZM45 141H46V140H45ZM70 141H71V140H70ZM70 141H69V142H70ZM77 141H78V140H77ZM114 141H115V140H114ZM116 141H118V140H116ZM116 141H115V142H116ZM139 141H140V140H139ZM172 141H173V140H172ZM177 141H178V140H177ZM191 141L193 142V139H192ZM191 141H190V142H191ZM206 141H207V140H206ZM222 141H223V140H222ZM228 141H229V140H228ZM12 142H13V141H12ZM22 142H23V140H22ZM81 142H80V143H81ZM91 142H92V138H91V140L89 141V143H91ZM105 142H106V141H105ZM119 142H120V141H119ZM119 142H118V143H119ZM155 142H156V141H155ZM163 142H164V141H163ZM179 142H181V141H179ZM179 142H178V143H179ZM184 142H185V140L182 141V144L180 145V146H182V148H181V149H182L181 152L179 151L180 153H183V156H182L183 158H184V155H185L186 152H187V153H186V156H187V157H185V158H187V159H189V160H191V158H195V160L192 159V160H194L195 162L197 161V159H200L199 157H200L201 155L205 156V152H207V151H205L204 154L202 153V154L199 156L200 153H199V151L197 150V149H198V148H197L198 145H196V144L194 145V144H192V143L189 142L190 145H188V143H187L188 148H189V146L191 147V149H195V147H196V150L198 151V153H197V154H198V157H197V156L195 157V155H197V154H196V150H195V154H194L193 150H191V152L193 153V156H194V157L191 156V154H192V153H191V154L189 155V156H191V158H189L187 154L190 153V152H189L190 148L187 149L188 151L185 150V149H183V145L186 144V143L183 144ZM201 142H202V141H201ZM34 143H35V142H34ZM75 143H76V142H75ZM75 143H73V144L75 145ZM77 143H78V142H77ZM86 143H88V142H86ZM89 143H88V146L90 145ZM93 143H94V138H93ZM150 143H151V142H150ZM161 143H162V140H161ZM161 143H160V147H162V146H161V145H162ZM165 143H166V140H165ZM195 143H196V142H195ZM65 144H66V143H65ZM78 144H79V143H78ZM91 144H92V143H91ZM94 144H95V143H94ZM147 144H148V143H147ZM152 144H153V143H151V145H152ZM163 144H164V143H163ZM168 144H169V142H168ZM191 144H192V146H191ZM206 144H207V143H206ZM206 144H205V145H206ZM212 144H213V143H212ZM217 144H218V143H217ZM69 145H70V144H69ZM69 145H68V147H71V145H70V146H69ZM76 145H77V144H76ZM76 145H75V146H76ZM92 145H93V144H92ZM92 145H91V146H92ZM104 145H106V144H104ZM117 145H119V144H117ZM124 145H125V144H124ZM145 145H146V143H145ZM158 145H159V144H158ZM193 145H194L195 147H194ZM205 145L203 144V148H204ZM207 145H209V144H207ZM207 145H206V147H207ZM225 145H226V144H225ZM24 146H25V145H24ZM77 146H78V145H77ZM77 146H76V147H77ZM80 146H81V145H80ZM88 146H87V147H88ZM93 146H95V145H93ZM97 146L100 147L101 145H96V147H97ZM115 146H116V145H115ZM142 146H143V145H142ZM149 146H150V145H149ZM176 146H178V145H175V146H174V149L172 148L173 151H174L175 149H177V148H175ZM3 147H4V146H3ZM3 147H2V148H3ZM10 147H11V146H10ZM25 147H26V146H25ZM101 147L103 148L104 146H101ZM116 147H117V146H116ZM152 147L154 148L153 145H152ZM158 147H159V146H158ZM164 147H165V146H164ZM171 147H172V145H171ZM192 147H194V148H192ZM198 147H199V146H198ZM200 147H201V146H200ZM200 147H199V148H200ZM215 147H216V146H215ZM12 148H13V147H12ZM40 148H41V147H40ZM72 148H73L74 150H77L76 152H78V150H79V147H78V149H75V147H71L70 149L68 148V149H69V152H71V154L73 153V152H72V151H73ZM85 148H86V147H85ZM85 148H84V149H85ZM88 148H89V150H90V151H87L88 154H89V152H91V149H90L91 147L89 146ZM92 148H93V150H94L95 147H92ZM122 148H123V147H122ZM141 148H142V147H141ZM148 148H149V147H148ZM166 148H167V145H166ZM184 148H186V146H185ZM80 149H81V148H80ZM84 149H83V150H84ZM96 149H97V148H96ZM98 149H99V148H98ZM98 149H97V150H98ZM104 149H106V148H103L102 151H104ZM124 149H126V148H124ZM124 149H123V150H124ZM139 149H140V148H139ZM144 149H145V148H144ZM207 149H208V148H207ZM217 149H218V147H217ZM217 149H215V150H217ZM25 150H26V149H25ZM41 150H42V149H41ZM63 150H64V149H63ZM66 150H67V149H66V147H65V151H66ZM70 150H71V151H70ZM83 150H82V151H83ZM87 150H88V149H87ZM99 150H101V149H99ZM118 150H121V148L118 147ZM118 150H116L117 153H118ZM126 150H127V149H126ZM149 150H150V149H149ZM158 150H159V148H158ZM161 150H162V149H161ZM164 150H165V148H164ZM183 150H185V151H183ZM199 150H200V149H199ZM205 150H206V149H205ZM208 150H209V149H208ZM211 150H212V149H211ZM218 150H219V149H218ZM35 151H36V150H35ZM39 151H40V150H39ZM65 151H64L63 155H64V154H67V153H65ZM85 151H86V150H85ZM85 151H84V153H85ZM109 151H110V152L112 151L111 148H110ZM113 151H114V150H113ZM113 151L111 152V153H112V156L115 155V154H113ZM145 151H147V150L145 149ZM176 151H177V150H176ZM176 151H175V152H176ZM182 151H183V152H182ZM202 151H204V149H203ZM213 151H214V149H213ZM242 151H243V150H242ZM250 151H251V150H250ZM1 152H2V151H1ZM44 152H45V151H44ZM57 152H58V151H57ZM61 152H62V151H61ZM66 152H68V150H67ZM74 152H75V151H74ZM76 152H75V153H76ZM96 152H97V151H96ZM100 152H101V151H100ZM107 152H108V151H107ZM114 152H115V151H114ZM119 152H120V151H119ZM130 152H131V151H130ZM142 152H143V151H142ZM148 152H149V151H148ZM151 152H152V150H151ZM155 152H156V149H154V153H152V154H155ZM163 152H164V151H162L161 153H163ZM166 152H167V151H166ZM169 152H170V151H168L167 153H169ZM177 152H178V151H177ZM188 152H189V153H188ZM240 152H241V151H240ZM2 153H3V152H2ZM75 153H73V154L75 155V159H76V157H78L77 159L80 160L82 157H80L79 154H80V153H83V152L80 151V153H78L79 156H77V155H76L77 153H76V154H75ZM91 153H92V154H89V156H90V155L92 156L95 152H94V153L91 152ZM104 153H106V150H105ZM104 153H100V154H104ZM115 153H116V152H115ZM117 153H116V154H117ZM161 153H160V155H161ZM172 153H173V152H171V154H172ZM180 153H179V154H180ZM219 153H220V152H219ZM24 154H25V153H24ZM68 154H69V153H68ZM95 154H97V153H95ZM109 154H110V153L108 152V155H109ZM120 154H121V153H120ZM145 154H146V153L144 152V155H145ZM152 154H151V155H152ZM164 154H165L167 157H169L168 155H169L170 153H169V154L164 153ZM171 154H170V155H171ZM175 154L177 155V153H175ZM175 154H174V155H175ZM179 154H178V156L182 155V154H180V155H179ZM207 154H208V153H207ZM241 154H242V152H241ZM37 155H38V154H37ZM49 155H50V154H49ZM51 155H52V154H51ZM81 155H83V154H81ZM84 155H85V154H84ZM84 155H83V157H84L83 160L86 161V162L88 161V164L84 162V164H86V167H88V170H89V168H91V167L93 166V163L95 162L94 160L97 158V156H100L99 153H98V155H97L96 157H94L95 155H93V157L90 158L89 156H86V155H87V153H86L85 156L88 157V158L90 159V160H86V159H88V158H85ZM104 155H106V154H104ZM104 155H101V156H104ZM117 155H119V154H117ZM157 155H159V154H157ZM165 155H163V156L166 157ZM172 155H173V154H172ZM210 155H212V154H210ZM3 156H4V155H3ZM41 156H43V155H41ZM47 156H48V155H47ZM55 156H56V155H55ZM61 156H62V155H61ZM66 156H67V155H65V157H66ZM70 156L72 157V155L69 154V157H70ZM106 156H107V155H106ZM112 156H111L110 159H112ZM124 156H125V155H124ZM142 156H143V154H142ZM147 156H148V155H146L145 157L143 156V157L146 159ZM163 156H161V157H163ZM206 156H207V155H206ZM31 157H32V156H31ZM58 157H59V156H58ZM71 157L69 158V160H72V158L74 159V156H73L72 158H71ZM79 157H80V158H79ZM114 157H119V156H114ZM114 157H113V158H114ZM139 157H140V156H139ZM149 157H150V156H149ZM152 157H154V156H152ZM156 157H158V156H156ZM172 157H173V156H172ZM172 157H170V158H172ZM207 157H209V156H207ZM214 157H215V156H214ZM223 157H224V156H223ZM244 157H245V156H244ZM257 157H258V156H257ZM22 158H23V157H22ZM34 158H35V156H34ZM37 158H38V157H36V159H37ZM94 158H95V159H94ZM99 158H100V157H99ZM99 158H98V159H99ZM120 158H121V157H120ZM170 158H169V159H170ZM173 158H174V157H173ZM173 158H172V159H173ZM180 158H181V157H180ZM202 158H203V157H202ZM212 158H213V157H212ZM224 158H225V157H224ZM226 158H227V157H226ZM255 158H256V157H255ZM36 159H35V160H36ZM40 159H41V158H40ZM63 159H64V158H63ZM92 159H94V160H92ZM103 159H104V157H102V160H103ZM107 159H108V158H107ZM123 159H124V158H123ZM142 159H143V158H142ZM150 159H151V158H150ZM160 159H161V158H159V159L157 158V160H155V161H160ZM164 159H165V158H164ZM164 159H163V161H165ZM167 159H168V158H167ZM169 159H168L167 161H169ZM187 159H186V160H187ZM209 159H210V157H209ZM215 159H216V158H215ZM247 159H248V158H247ZM31 160H32V159H31ZM35 160H33V161H35ZM50 160L52 161V159H50ZM64 160L67 161V159H64ZM99 160H100V159H99ZM99 160H96V162H97V161H98V162H101V161H102V160H100V161H99ZM108 160H109V159H108ZM108 160H107V161H108ZM115 160H116V159H115ZM115 160H114L113 163H115ZM117 160H118V158H117ZM119 160H120V159H119ZM137 160H138V159H137ZM140 160H141V159H140ZM140 160H139V162H140ZM161 160H162V159H161ZM170 160H171V159H170ZM176 160H177V159H176ZM182 160H184V159H182ZM236 160H238V159H236ZM4 161H5V160H4ZM26 161H27V160H26ZM36 161H37V160H36ZM39 161H40V160H39ZM46 161H47V160H46ZM48 161H49V160H48ZM56 161H58V160H56ZM66 161H63V164H62V165H63V167H62L63 169H62V170L60 169V171L62 172L61 174L59 173L60 171L58 172L57 170H55V171L57 172V175H58V173H59V175H58L59 177H60L61 175H64V173L66 172L67 169L64 171V168H65V167H67L68 170H69V166H67V163H65ZM73 161H75V160H73ZM92 161H94V162L92 163ZM143 161H144V160H143ZM146 161H148V160L146 159ZM172 161H173V160H172ZM178 161H179V159H178ZM180 161H181V160H180ZM200 161H202V160H200ZM205 161H206V159H205ZM248 161H249V159L247 160L246 163H248ZM256 161H257V159H256ZM5 162H6V161H5ZM12 162H13V161H12ZM41 162H42V161H41ZM54 162H55V161H54ZM67 162H68V161H67ZM70 162L73 164L72 161H70ZM75 162L77 163L78 161H75ZM75 162H74V163H75ZM89 162L92 163V165H90ZM103 162H105V161H103ZM109 162H110L109 164H113L112 161H109ZM148 162H149V161H148ZM213 162H214V161H213ZM235 162H236V161H235ZM238 162L240 163L239 160H238ZM251 162H252V161H251ZM23 163H24V162H23ZM23 163H22V164H23ZM47 163H48V162H47ZM78 163H80L81 166H79L80 164H79V165H78V164H73L74 167H75V165H76V167H77V165H78V166H79V167H78L79 169H80V168L82 169L83 167H84V168H83L84 170L86 169L85 165L82 163V159H81V161L78 162ZM116 163L118 164V162H116ZM144 163H145V162H144ZM153 163H154V161H153ZM160 163H162V166H163L164 164H167V162H166V163H164V162H160ZM160 163H159V164H160ZM176 163H178V162L176 161ZM191 163H192V162L190 161V164H191ZM197 163H198V161H197ZM201 163H203V162H200V166H201ZM210 163H212V160H211ZM210 163H209V164H210ZM12 164H13V163H12ZM15 164H16V163H15ZM50 164H51V163H50ZM56 164H57V163H56ZM59 164H60V163H59ZM68 164H70V163L68 162ZM97 164H98V163H97ZM102 164H103V163H102ZM109 164H108V165H109ZM121 164H122V163H121ZM139 164H140V163H139ZM151 164H152V163H151ZM169 164H171L172 166L175 165V164L173 165V163H171V161H170V163H168V165H169ZM190 164H189V165H190ZM198 164H199V163H198ZM204 164H206V162H205ZM207 164H208V163H207ZM212 164H213V163H212ZM212 164H211V165H212ZM216 164H218V163H216ZM233 164H234V163H233ZM19 165H20V164H19ZM19 165H18V166H19ZM34 165H35V164H34ZM57 165H58V164H57ZM57 165H56V166H57ZM62 165H61V166H62ZM64 165H66V166L64 167ZM83 165H84V166H83ZM87 165H90V166H87ZM105 165H106V162H105ZM105 165H104V166H105ZM108 165H106L107 167L105 166V167H106V170H107L108 168H110L111 166L114 167V165H109V167H108ZM115 165H116V164H115ZM137 165H138V164H137ZM142 165H144V164H140V166H142ZM147 165H148V164H147ZM153 165L155 166V164H153ZM160 165H161V164H160ZM171 165H169V166H171ZM202 165H203V164H202ZM219 165H220V164H219ZM249 165H250V164H249ZM42 166H43V165H42ZM45 166H46V165H45ZM82 166H83V167H82ZM96 166H98V165H96ZM100 166H101V165H100ZM157 166H159V165H157ZM157 166H155V168H156ZM198 166H199V165H198ZM205 166H206V165H205ZM205 166H204V167H205ZM208 166H209V165H208ZM213 166H214V164H213ZM216 166H217V165H216ZM221 166H222V165H221ZM236 166H237V165H236ZM29 167H30V166H29ZM46 167H47V166H46ZM54 167H55V165H54ZM101 167H102V168H100V167H96V169H95L94 167H92V168L95 169V174H94V173H93V174H94V175H96V173L99 174V172H98L99 170L97 171V168H100V169L102 170V173H103V170H105V168H104L103 166H101ZM112 167H111V168H112ZM145 167H146V164H145ZM165 167H166V166H164V168H165ZM180 167H182V166H180ZM204 167H203V168H204ZM247 167H248V166H247ZM255 167H256V166H255ZM10 168H11V167H10ZM33 168H34V167H33ZM58 168H59V167H58ZM71 168H73V167H71ZM78 168H77V170H78ZM116 168H117V167H116ZM120 168H121V167H120ZM143 168H144V167H143ZM146 168H147V167H146ZM146 168H145V169H146ZM155 168H153L154 171H155V174H154V175H156V174H158V173L160 174V173L162 172L160 168H162V170L164 169L163 167H159V169H158L159 171L156 172L157 169L155 170ZM167 168H168V167H167ZM169 168H170V167H169ZM177 168H178V167H177ZM190 168H191V166H190ZM194 168H195V167H194ZM199 168H200V167H199ZM209 168H210V167H209ZM217 168H219V172H220V167H217ZM217 168H216V169H217ZM253 168H254V167H253ZM253 168H252V169H253ZM20 169H21V168H20ZM20 169H19V170H20ZM23 169H24V168H23ZM28 169H29V168H28ZM30 169H32V168H30ZM49 169H50V167H49ZM53 169H54V168H53ZM73 169H74V168H73ZM73 169H72V170H73ZM75 169H76V168H75ZM81 169H80V171H81ZM83 169H82V170H83ZM113 169H115V167L112 168V170H113ZM138 169H139V167H138ZM153 169H152V172L154 173ZM170 169H173V168H170ZM175 169H176V168H175ZM183 169H184V168H183ZM204 169H205V168H204ZM210 169H211V168H210ZM242 169H243V168H242ZM10 170H11V169H10ZM34 170H35V169H34ZM37 170H38V169H37ZM47 170H48V169H47ZM68 170H67V172H68ZM72 170H70V171H72ZM86 170H87V169H86ZM173 170H174V169H173ZM176 170H177V169H176ZM180 170H181V169H180ZM187 170H188V169H187ZM190 170H191V169H190ZM212 170H213V169H212ZM222 170H223V169H222ZM5 171H6V170H5ZM8 171H9V170H8ZM30 171H31V170H30ZM39 171H41V170H39ZM42 171H43V170H42ZM63 171H64V172H63ZM74 171H75V170H74ZM92 171L94 172L93 169H92ZM92 171H91V174H92ZM160 171H161V172H160ZM165 171H166V169H165ZM167 171H169V170H167ZM183 171H184V170H183ZM201 171H202V170H201ZM254 171H255V169H254ZM10 172H11V171H10ZM12 172H13V171H12ZM27 172H28V171H27ZM45 172H47V171H45ZM51 172H52V171H51ZM76 172H77V171H76ZM82 172H83V171H82ZM86 172H87V171H84V173H86ZM104 172H106V175H105V177H106L111 171L108 169L107 171H104ZM107 172H108V173H107ZM114 172H115V173L112 172V173H113V174H111L112 176H113L114 174H117V173H116V170H115ZM118 172H119V171H118ZM136 172H138V171H136ZM145 172H146V171H145ZM177 172H178V171H177ZM184 172H185V171H184ZM187 172H189V171H187ZM187 172H186V173H187ZM194 172H195V170H194ZM207 172H209V171H207ZM221 172H222V171H221ZM35 173H36V171H35ZM68 173H69V175H68ZM68 173H65V176H62V179H63V177H66V175H67L68 177L70 176L71 179L76 177V176H75V177H72V176H74V174H73L72 172H71V173H72L73 175H70V172H68ZM74 173H75V172H74ZM79 173H80V172H79ZM141 173H142V172H141ZM147 173H148V172H147ZM153 173H152V174H153ZM163 173H164V175H163V174H162V175L165 176L166 173H165V172H163ZM168 173H169V174H173L174 172L172 173V170H170ZM175 173H176V171H175ZM198 173H199V172H198ZM217 173H218V172H217ZM238 173H239V172H238ZM0 174H1V172H0ZM13 174H14V173H13ZM15 174H16V173H15ZM36 174H37V173H36ZM41 174H43V173H41ZM88 174H89V171H88ZM98 174H97V175H98ZM143 174H144V173H142V175H141L142 178H143ZM177 174H178V173H177ZM179 174H180V173H179ZM179 174H178V175H179ZM189 174H191V173L189 172ZM195 174H196V173H195ZM207 174H208V173H207ZM233 174H234V172H233ZM249 174H250V173H249ZM3 175H4V174H3ZM11 175H12V174H11ZM25 175H26V174H25ZM47 175H48V174H47ZM49 175H50V174H49ZM84 175H86V174H84ZM89 175H90V174H89ZM89 175H87V176H89ZM94 175H93V176H94ZM99 175H100V174H99ZM111 175H108L109 177H108L107 179H109ZM154 175H152V178L154 177ZM166 175H167V174H166ZM0 176H1V175H0ZM4 176H5V175H4ZM9 176H10V175H9ZM9 176H8V177H9ZM12 176H13V175H12ZM16 176H17V175H16ZM23 176H24V175H23ZM50 176H51V175H50ZM101 176H103V175H101ZM112 176H111V177H112ZM114 176H116V175H114ZM114 176H113V177H114ZM149 176H151V173H150ZM163 176H161V178H162ZM169 176H170V177L168 178L167 181H171V180H169V179L171 178V175H169ZM176 176H177V175H176ZM186 176H188V175H186ZM193 176H194V175H193ZM204 176H205V175H204ZM234 176H235V175H234ZM250 176H251V174H250ZM13 177H14V176H13ZM33 177H34V176H33ZM46 177H47L48 179H49V178H52V176H51V177L46 176ZM97 177L99 178V176H97ZM144 177H145V176H144ZM146 177H147V176H146ZM157 177H158V175H157ZM157 177H156V178H157ZM177 177H178V176H177ZM180 177H181V176H180ZM205 177H206V176H205ZM205 177H204V178H205ZM252 177L255 178V175L252 174ZM257 177H258V176H257ZM260 177H261V176H260ZM2 178H3V176H2ZM24 178H25V177H24ZM24 178H23V179H24ZM36 178H37V177H36ZM41 178H42V177H41ZM43 178H44V177H43ZM66 178H67V177H66ZM70 178H69L68 181H71ZM86 178H88V177L85 176V179H86ZM95 178H96V177H95ZM95 178H94V180H95ZM98 178H97V179H98ZM152 178H151V179H152ZM158 178H159V177H158ZM175 178H176V177H175ZM188 178H189V177H188ZM195 178H196V177H195ZM200 178H201V177H200ZM11 179H12V178H11ZM17 179H18V178H17ZM29 179H30V178H29ZM52 179H53V178H52ZM62 179H61V180H62ZM81 179H82V178H81ZM81 179H80L79 181H82V182L87 181V180H85V179H84V181L81 180ZM90 179H91V177H90ZM101 179H102V177L100 178V181H99V180H98V181H99V182H102ZM104 179H105V178H104ZM107 179H106V180H107ZM114 179H115V178H114ZM143 179L146 180L145 178H143ZM143 179H142V180H143ZM149 179H150V178H149ZM171 179H172V178H171ZM173 179H174V178H173ZM218 179H219V178H218ZM236 179H237V178H236ZM13 180H14V179H13ZM27 180H28V179H27ZM50 180H51V179H50ZM64 180H67V179H64ZM106 180H105V183H106ZM118 180H119V179H118ZM154 180H155V181H156V180L160 181V179H154ZM189 180H190V179H189ZM196 180H197V179H196ZM205 180H206V179H205ZM230 180H231V179H230ZM1 181H4V180H1ZM40 181H41V180H40ZM43 181H44V180H43ZM43 181H41V182H43ZM46 181H47V180H46ZM73 181H75V179H74ZM76 181H77V180H76ZM95 181H96V180H95ZM98 181H96V185L100 184V183L97 184ZM111 181H112V180H111ZM119 181H120V180H119ZM146 181H147V180H146ZM146 181H145V182H146ZM161 181H162V179H161ZM164 181H166V177H165V180H164ZM175 181H176V180H175ZM19 182H21V181H19ZM48 182H49V181H48ZM48 182H47V184H48ZM52 182H54V180H53ZM60 182H61V181H60ZM88 182H89V179H88ZM108 182H109V181H108ZM108 182H107V183H108ZM113 182H114V181H113ZM115 182H116V180H115ZM117 182H118V181H117ZM145 182H144V183H145ZM148 182H149V181H148ZM162 182H163V181H162ZM172 182H173V181H172ZM197 182H198V181H197ZM199 182H200V181H199ZM1 183H2V182H1ZM3 183H4V182H3ZM3 183H2V184H3ZM26 183H27V182H26ZM36 183H37V182H36ZM44 183H45V181H44ZM61 183H62V182H61ZM63 183H64V186H62V185L59 183V184H60L59 186H60L61 189H63V188L66 187V185H67V184H65V182H63ZM66 183H67V181H66ZM92 183H95V182H91V184H92ZM103 183H104V182H102L101 184L103 185ZM105 183H104V184H105ZM107 183H106V184H107ZM109 183H110V182H109ZM109 183H108V184H109ZM144 183H143V185H144ZM146 183H147V182H146ZM163 183H164V182H163ZM180 183H181V182H180ZM200 183H201V182H200ZM203 183H204V182H203ZM210 183H211V182H210ZM242 183H243V182H242ZM4 184H6V183H4ZM12 184H13V183H12ZM37 184H38V183H37ZM42 184H43V183H42ZM50 184H51V183H50ZM78 184H81V182H78ZM78 184H76V185L78 186ZM89 184H90V183H89ZM91 184H90V185H91ZM147 184H148V183H147ZM154 184H157V186L159 185V183H154ZM160 184H161V182H160ZM169 184H170V183H169ZM182 184H183V183H182ZM185 184H186V183H185ZM195 184H196V183H195ZM0 185H1V184H0ZM21 185H22V184H21ZM35 185H36V184H35ZM40 185H41V184H40ZM69 185H72V187H73L72 189H73V191H74L75 187L73 186V184L71 183V184H69ZM74 185H75V183H74ZM81 185H83V184H81ZM87 185H88V184H86V186H85L86 188H87ZM94 185H95V184H94ZM102 185L99 186L100 188H98V186H97V188H98L99 190H100V189H101V190L104 189V188L102 187ZM110 185H112V183H110ZM114 185H116V184H113L112 186H114ZM118 185H119V184H118ZM122 185H123V184H122ZM171 185H172V184H171ZM176 185H177V184H176ZM198 185H199V184H198ZM207 185H208V184H207ZM234 185L237 186V184H235V182H234ZM234 185H233V186H234ZM11 186H13V185H11ZM29 186L31 187V185H29ZM41 186H42V185H41ZM46 186H47V185H45V188H48V186H50V185H48L47 187H46ZM55 186H56V185H55ZM59 186H58V187H59ZM77 186H76V187H77ZM83 186H84V185H83ZM91 186L94 188L93 185H91ZM103 186H104V185H103ZM105 186H107V185H105ZM112 186H111V187H112ZM159 186H160V185H159ZM162 186H163V184H162ZM165 186H166V185H165ZM165 186H164V187H165ZM179 186H181V184H179ZM179 186H178V187H179ZM195 186H196V185H195ZM204 186H206V184H205V185L203 184V187H204ZM3 187H4V186H3ZM22 187H25V185L22 186ZM22 187H21V188H22ZM33 187H34V186H33ZM42 187H43V186H42ZM51 187H52V185H51ZM51 187H49V188L51 189ZM69 187H70V186H69ZM85 187H84V188H85ZM101 187H102V188H101ZM116 187H117V186H115V188H116ZM144 187H146V186L144 185ZM144 187H143V189H145ZM164 187L162 188L163 190H164ZM169 187H170V186H169ZM169 187H167V188H169ZM176 187H177V186H176ZM186 187H187V186H186ZM211 187H212V186H211ZM11 188H12V187H11ZM25 188H26V187H25ZM36 188H37V187H34V189H36ZM39 188H40V186L38 187V189H39ZM49 188H48V189H49ZM54 188H55V187H54ZM67 188H68V187H67ZM86 188H85V189H86ZM89 188H90V187H88V189H89ZM108 188H109V186H108ZM118 188H119V187H118ZM155 188H156V187H155ZM157 188H158V187H157ZM172 188H174V187L172 186ZM188 188H189V187H188ZM206 188H207V187H206ZM241 188H242V187H241ZM244 188H245V187H244ZM9 189H10V188H9ZM12 189H13V188H12ZM27 189H29V187H28ZM34 189H33V191H35ZM40 189H41V188H40ZM43 189H44V188H42V190H43ZM50 189H49V190H50ZM57 189H59V188H57ZM81 189H82V188H81ZM81 189L79 190V192H81ZM98 189L95 188V189H94V190H95L94 193H97V192L99 193V192L101 191V190H100V191H97ZM105 189H107V187H105ZM112 189L114 190V188H109V189H107V190H112ZM148 189L151 191L150 188H148ZM165 189H166V188H165ZM169 189H170V188H169ZM169 189H168V192H169ZM174 189H175V188H174ZM196 189H198V188H196ZM232 189H233V188H231L230 190L232 191ZM1 190H2V189H1ZM29 190H31V189H29ZM69 190H70V188H69ZM153 190H154V189H153ZM156 190H157V189H156ZM158 190H159V188H158ZM163 190H161L162 193H164ZM175 190H176V189H175ZM209 190H210V189H209ZM236 190H237V189H236ZM7 191H8V190H7ZM9 191H10V190H9ZM43 191L46 192V190H43ZM52 191H53V190H52ZM52 191H51V192H52ZM55 191H56V190H55ZM82 191H83V190H82ZM88 191H90V190H88ZM88 191H87V192H88ZM91 191H93V189H92ZM96 191H97V192H96ZM102 191H103V190H102ZM102 191H101V194H102V193L105 194L104 192H105L106 190H104V192H102ZM171 191H172V189H171ZM177 191H179V189H178ZM177 191H176V192H177ZM195 191H196V190H195ZM205 191H206V190H205ZM210 191H211V190H210ZM220 191H221V190H220ZM223 191H224V190H223ZM251 191H252V190H251ZM1 192H2V191H1ZM5 192H6V191H5ZM5 192H4V193H5ZM31 192H32V191H31ZM40 192H41V190H40ZM60 192H61V191H60ZM70 192H71V191H70ZM74 192H75V191H74ZM74 192H73V193H74ZM77 192H78V188H77ZM110 192H111V191H109V193H110ZM157 192H158V191H157ZM197 192H198V191H197ZM226 192H227V191H226ZM253 192H254V191H253ZM10 193H11V191H10ZM12 193H13V192H12ZM26 193L28 194V192H26ZM32 193H33V192H32ZM55 193H56V192H55ZM73 193H72V194H73ZM89 193H90V192H89ZM94 193H92V194H94ZM98 193H97V194H98ZM113 193H114V192H112V194H113ZM141 193H142V192H141ZM153 193H154V191H153ZM158 193H159V192H158ZM158 193H157V194H158ZM162 193H160L158 196H161ZM165 193H166V192H165ZM171 193L174 194V192H171ZM178 193H180V192H178ZM182 193H183V192H182ZM182 193H181V194H182ZM203 193H204V192H203ZM208 193H209V192H208ZM239 193H240V191H239ZM251 193H252V192H251ZM0 194H1V193H0ZM33 194H34V193H33ZM46 194H47V193H46ZM53 194H54V193H53ZM74 194H76V192H75ZM77 194L79 195L80 193H77ZM87 194H88V193H87ZM90 194H91V193H90ZM101 194H100V195H101ZM103 194H102V195H103ZM176 194H177V193H176ZM194 194H195V193H194ZM226 194H227V193H226ZM249 194H250V192H249ZM249 194H248V196H249ZM253 194H254V193H253ZM14 195H15V194H14ZM14 195H13V197H11L12 195H11V196H8V197H11V198H9V199L13 200V199L15 198ZM36 195H38V193H37ZM69 195H70V194H69ZM81 195L83 196V194H81ZM85 195H86V194H85ZM94 195H95V194H94ZM105 195L107 196V192H106ZM138 195H139V194H138ZM138 195H137V196H138ZM164 195H166V194H164ZM177 195H178V194H177ZM182 195H183V194H182ZM184 195H185V194H184ZM186 195H187V194H186ZM200 195H201V193H200ZM212 195H213V193H212ZM231 195H232V194H231ZM251 195H252V194H251ZM33 196H34V195H33ZM38 196H39V195H38ZM42 196L44 197V195H42ZM75 196H76V195H75ZM96 196H97V198L99 197L98 195H96ZM106 196H105V197H106ZM109 196H111V194H109ZM109 196H108V197H109ZM143 196H145V195L143 194ZM172 196H173V195H172ZM3 197H4V196H3ZM5 197H6V195H5ZM5 197H4V198H5ZM22 197H23V196H22ZM25 197H26V196H25ZM40 197H41V196H40ZM43 197H41V198H43ZM45 197H46V195H45ZM47 197H48V196H47ZM53 197H54V196H53ZM57 197H58V196H57ZM63 197H65V199H68V197H67L66 195L63 196ZM80 197H81V196H80ZM80 197H79V198H80ZM87 197H88V198H87ZM87 197H86V198H87V200H88L90 197H89V195H88ZM91 197L93 198V195H91ZM100 197H101V196H100ZM100 197H99V198H100ZM105 197H101V199H102V198H105ZM108 197H106V198H108ZM117 197H118V195H117ZM117 197H115V199H116ZM174 197H175V196H174ZM207 197H208V196H207ZM213 197H214V196H213ZM216 197H217V195H216ZM232 197H233V195H232ZM245 197H246V196H245ZM4 198H3V199H4ZM12 198H13V199H12ZM33 198H34V199H37V198H35V197H33ZM33 198H31V199H33ZM61 198H62V197H61ZM75 198H77V196H76ZM92 198H91V200H92ZM95 198H96V197H95ZM97 198H96V199H97ZM111 198H112V196H111ZM138 198L141 199V197H138ZM145 198H148V202H149V197H148V196H145L144 199H145ZM165 198H166V197H165ZM167 198H168V197H167ZM177 198H178V197H177ZM181 198H183V201L186 200L184 196H183V197H180V200H179V201H177L179 198L176 200V199H174L173 197H172V198H168V199H163V200H161V201L163 202L164 205H165L164 200H165V202H166V200H167L166 203H167L168 206H169L168 209H167L168 206L165 207L167 204H166L165 206L161 205V204H162L161 201H160V202H161L160 205L163 206V207L159 206L158 203H157V204H154L153 206L150 205L151 207H154V209H155V205L158 206V207H157V208H158V209H157V212H158V215H160V216L162 215V216H161L162 219H163V218L166 219V217H168V216L165 215V217H163V214H164V213L161 212V210H160L159 207H161V209L163 208L162 211H164L165 208H166L167 211L170 212V213H171V211H172V213L175 211L174 214H173V215H174L173 217H176L177 215H179V214H181V213H182V214H181V216H182V215L184 214V211H185V210H186V211H185V214L188 212V213L186 214V215H187V218H184V217H185V215H184L183 219H185V220H186L187 222H189V223H187L185 220H181V221H180L179 218H181V216H180V217L177 216V217H179V218H178V219H179L178 221L180 222V224H179V223H177L178 221H174V220H176V219L172 218V219H174V220H172V219L170 218V217L172 216V213L170 214V213L164 211L165 214H167V213L169 214V217L167 218V221H166V222H167L166 224H167V225L169 226V228H170V230L168 229L169 231H171V232L173 231V230H171L172 225H171V227H170V225H169V224H171V223H176V224H177V225L175 224V226H177V227H172V229H174V228H175V229H176V228H177V229L180 228V230H183L184 228L186 229V230L184 229L182 232L179 230L180 233H177V234L173 233V235H169V233H167V232H169V231L165 229V228L168 227V226H167V225H165V226L162 225L163 228L165 227L163 231H165V234L167 233V234H168V237L170 236V238H171L172 236H174V235L177 236L178 234L181 235L183 232L185 233L186 231H188L187 228L190 227V226L192 225V224L190 223V222H191V221H190L191 219H190V220L188 219V216L190 217V215H189V210H187L189 206H187V208H186V205L188 204V202H187V204L185 203L186 201H185V202H182V201H181ZM194 198H195V197H194ZM210 198H211V197H210ZM3 199H2V201H3ZM27 199H28V198H27ZM55 199H57V198H55ZM59 199H60V198H59ZM59 199H58V201H59ZM73 199H74V197H73ZM73 199H71V200H73ZM77 199H78V198H77ZM81 199H83V198L81 197ZM81 199H80V200H81ZM101 199H100V202L102 201V204H103V207H104V203H103L104 200H103V199L101 200ZM108 199H109V198H108ZM115 199H114V196H113V200H115ZM152 199H153V198H152ZM171 199H172L173 201L176 200L177 202H176V203H175V202L173 203V201H172ZM184 199H185V200H184ZM239 199H240V198H239ZM5 200H6V198H5ZM16 200H18V199H16ZM21 200H22V199H21ZM40 200H41V199H40ZM50 200H51V198H50ZM50 200H49V201H50ZM68 200H70V198H69ZM89 200H90V199H89ZM89 200H88V202H90ZM93 200H94V199H93ZM97 200H98V199H97ZM97 200H96V201H97ZM105 200H107V199H105ZM156 200H157V198H156ZM156 200H154V201H156ZM169 200H170V203H168ZM187 200H189V204H191V203H190V198L187 199ZM215 200H216V199H215ZM24 201H25V200H24ZM26 201H27V200H26ZM46 201H47V200H46ZM46 201H45V202H46ZM62 201H63V200L61 199L60 202H62ZM82 201H83V200H82ZM111 201H112V200H111ZM115 201H116V200H115ZM139 201H140V200H139ZM139 201H138V202H139ZM143 201H147V199H145V200H143ZM150 201H152V200L150 199ZM171 201H172V202H171ZM221 201H222V200H221ZM250 201H251V200H250ZM4 202L6 203V201H4ZM9 202H10V201H9ZM16 202H17V201H16ZM29 202H30V201H29ZM29 202H28V203H29ZM65 202H66V201H65ZM69 202H70V201H69ZM69 202H67V205L69 204ZM97 202L99 203V201H97ZM104 202H105V201H104ZM148 202H147V203H148ZM180 202H181V203H184V206H185V207H184L185 209L183 208L184 210L181 209V208L183 207V205H181V206H180V207H181L180 210H178V209H179V205H180L179 203H180ZM192 202H193V201H192ZM215 202H216V201H215ZM219 202H220V201H219ZM229 202H230V201H229ZM2 203H3V202H2ZM21 203H22V201L20 202V204H21ZM23 203H25L26 205L23 204ZM23 203H22V205H25V206L27 207V209H28L29 206H27V205H30V203H29V204H28L27 202H23ZM40 203H43V202L40 201ZM40 203H39V204H40ZM51 203H53V202H51ZM74 203H75V201H74ZM106 203H107V202H106ZM114 203H115V202H114ZM117 203H118V201H117ZM141 203H142V201H141ZM153 203H154V202H153ZM172 203L174 204V207L178 204L177 210H175V208H174V209L172 208V207H173V206L171 205ZM211 203H212V201H211ZM225 203H226V202H225ZM232 203H233V202H232ZM238 203H239V202H238ZM243 203H244V202H243ZM13 204H14V203H13ZM13 204H12V207H16V206H17L16 204H14V205H13ZM33 204H34V203H33ZM33 204H32V205H33ZM35 204L37 205L36 202H35ZM39 204H38V205H39ZM47 204H49V203L47 202ZM63 204H64V203H63ZM63 204H62V205H63ZM85 204H86V203H85ZM85 204H84V205H85ZM149 204H151V202H149ZM169 204L171 205V208H170V205H169ZM189 204H188V205H189ZM208 204H209V203H208ZM219 204H220V203H219ZM236 204H237V202H236ZM244 204H245V203H244ZM255 204H256V203H254V205H253V204H249V205H251V206H253V207H254V206H257V204H256V205H255ZM0 205H2V204H0ZM15 205H16V206H15ZM36 205H35V206H36ZM40 205H41V204H40ZM40 205H39V208H40ZM42 205H43V204H42ZM45 205H46V204H45ZM62 205H61V207H62ZM64 205H65V204H64ZM67 205H65V207H66ZM69 205H70V206H68V207H75V205H74L73 203H72V204H69ZM71 205H73V206H71ZM76 205H77V204H76ZM80 205H81V203H80ZM82 205H83V204H82ZM82 205L80 206V209H79V210L77 209L78 212H79L80 210H82V208H83ZM88 205H89V204H88ZM105 205H106L105 209H108L109 207L107 208V204H105ZM200 205H201V204H200ZM200 205H199V206H200ZM222 205H223V204H222ZM259 205H260V204H259ZM6 206H7V208H9V205H5V207H6ZM20 206H21V205H20ZM25 206H24V208H25ZM50 206H52V204H50ZM59 206H60V204H59ZM95 206H96V205H95ZM97 206H99V205H97ZM97 206H96V207H97ZM100 206H101L100 208H103L101 204H100ZM112 206H113V205H112ZM134 206H138V205H134ZM139 206H141V204H140ZM150 206H149V208H148L147 210L150 211V212H152V209H153V208H151ZM208 206H209V205H208ZM223 206H224V205H223ZM228 206H229V205H228ZM234 206H235V205H234ZM242 206H243V205H242ZM260 206H261V205H260ZM0 207H3V206H0ZM12 207H11V208H12ZM18 207H19V205H18ZM36 207H38V206H36ZM43 207H44V206H43ZM48 207H49V205L47 206V208L44 207V210H45V209L48 210ZM52 207H53V206H52ZM81 207H82V208H81ZM96 207H94V208H96ZM191 207H195V205L193 204V206H191ZM244 207H247V205L244 206ZM49 208H50V207H49ZM62 208H63V207H62ZM66 208H67V207H66ZM78 208H79V207H78ZM91 208H92V206H91ZM118 208H119V207H117V209H118ZM137 208H139V207H137ZM137 208H136V209H137ZM195 208H196V207H195ZM235 208H236V207H235ZM249 208L251 209V211L253 210L251 207H249ZM257 208H259V207H257ZM257 208L254 207V209L258 210ZM261 208H262V206H261ZM0 209H1V208H0ZM2 209H3V208H2ZM4 209H5V208H4ZM4 209H3V210H4ZM14 209H15V208H13V209H11V210L13 211ZM19 209H20V208H19ZM27 209H26V210H27ZM29 209H31V208H29ZM29 209H28V210H29ZM50 209H51V208H50ZM50 209H49V210H50ZM71 209H72V208H70V210H71ZM73 209H74V208H73ZM73 209H72V210H73ZM75 209H76V208H75ZM75 209H74V210H75ZM98 209H99V207H98ZM105 209L103 208L104 211H105ZM117 209H116V207H115V208H114V212H112V211H113V209H112V211L110 210L111 212L109 211V213H111V214L116 213V214H117L118 212H115V210H117ZM120 209H121V208H120ZM136 209H135V212H136V214H137ZM142 209H143V208H142ZM142 209H141V210H142ZM150 209H151V210H150ZM154 209H153V210H154ZM166 209H165V210H166ZM169 209H170V211H169ZM171 209H173L174 211L171 210ZM203 209H204V208H202V210H203ZM205 209H206V208H205ZM215 209H216V208H215ZM228 209H229V208H228ZM233 209H234V208H233ZM242 209H243V207H242ZM242 209H240V210H242ZM246 209H247V208H246ZM3 210H2V213H4ZM8 210H9V209H8ZM11 210H10V211H11ZM21 210H22V209H21ZM23 210H25V209H23ZM23 210H22V213H23ZM26 210H25V211H26ZM28 210H27V211H28ZM33 210H34V209H33ZM37 210H38V209H37ZM41 210H42V208H41ZM44 210H43V211H44ZM47 210H46V212H47ZM49 210H48V211H49ZM52 210H53V209H52ZM52 210H51V211H52ZM59 210H60V207H59ZM63 210H64V209H63ZM74 210H73V211H74ZM83 210H84V208H83ZM99 210H100V209H99ZM118 210H119V209H118ZM118 210H117V211H118ZM121 210H123V209H121ZM138 210H139V209H138ZM147 210H146V211H147ZM181 210H182V212H180ZM192 210H193V209H192ZM259 210H260V211H259L260 213H259V214H258V213H257V214H254L253 216H254V218H255L256 215H257V216L260 215V216H259V217H260V220H262V219L264 218V217H263L264 215L261 214V210H262V209H259ZM6 211H7V210H6ZM17 211L19 212V210L16 208V212H17ZM51 211H49V212H51ZM54 211H55V210H53V213H54ZM66 211H68V209H66ZM75 211H76V210H75ZM85 211H86V210H85ZM97 211H98V210H97ZM104 211H103V214H105ZM106 211H107V210H106ZM119 211H120V210H119ZM142 211H143V210H142ZM142 211H141V212H142ZM144 211H145V210H144ZM144 211H143V214H141L142 217L144 216ZM178 211H179V212H178ZM194 211H195V210H194ZM205 211H206V210H205ZM243 211H244V209H243ZM253 211H255V210H253ZM253 211H252V213H253ZM0 212H1V211H0ZM13 212L15 213V211H13ZM28 212H29V211H28ZM32 212H33V211H32ZM34 212H35V211H34ZM34 212H33V213H34ZM41 212H42V211H41ZM49 212H48V213H49ZM57 212H59V211L57 210ZM68 212H69V211H68ZM68 212H67V213H68ZM70 212H72V211H70ZM76 212H77V211H76ZM76 212H74V213H72V214L74 215ZM88 212H91V213H92V212H96V211H93V210L91 211V209H90V211H88ZM131 212H132V211H131ZM150 212H149V214H152V213H150ZM153 212H154V211H153ZM157 212H156V213H157ZM159 212H161L162 214L159 213ZM177 212H178L179 214H178ZM199 212H200V211H199ZM245 212H246V211H245ZM255 212H257V211H255ZM262 212H263V211H262ZM8 213L11 215L10 212H8ZM14 213H13V214H14ZM25 213H26V212H24V214H25ZM44 213H45V212H44ZM44 213H43V214H44ZM51 213H52V212H51ZM53 213H52V214H53ZM64 213H66V212H64ZM79 213H82V212L80 211ZM91 213H90V214H91ZM97 213H98V212H97ZM124 213H125V211L122 212L123 215H124ZM132 213L134 214L133 217L136 216L137 219H138V218L140 219V217H137V215H136L134 212H132ZM138 213L140 214V212H138ZM145 213H146V212H145ZM176 213H177V214H176ZM203 213H204V212H203ZM206 213H207V212H206ZM15 214H16V213H15ZM24 214H23V217H24ZM37 214H38V212H37ZM39 214H42V213L39 212ZM45 214H46V213H45ZM52 214H51V215H52ZM72 214H71V215H72ZM88 214H89V213H88ZM90 214H89V216H90ZM98 214H99V213H98ZM120 214H121V213H120ZM120 214H119V216H120ZM139 214H138V216H140ZM149 214L147 213V215H149ZM153 214H155V213H153ZM153 214H152V215H153ZM168 214H167V215H168ZM190 214H191V213H190ZM216 214H217V213H216ZM5 215H7V214H5ZM20 215H21V212H20ZM28 215L31 216L30 214H27L25 217L28 218ZM34 215H35V214H34ZM34 215H33V216H34ZM49 215H50V214H48V215H46V216L48 217ZM51 215H50L51 218L54 217V214H53V216H51ZM57 215H58V213H57ZM75 215H76V214H75ZM77 215H78V213H77ZM77 215H76V216H77ZM91 215H93V214H91ZM96 215H97V214H96ZM113 215H115V214H113ZM113 215H112V216H113ZM125 215H126V213H125ZM147 215H146V216H147ZM152 215H149V216L151 217ZM170 215H171V216H170ZM175 215H176V216H175ZM261 215H263V216H262L263 218H261ZM0 216H1V215H0ZM8 216H9V215H8ZM36 216H37V215H36ZM39 216H42V215H39ZM46 216L44 215V218H45ZM62 216H63V215H62ZM76 216H74V217H76ZM115 216H116V215H115ZM130 216H132V214H130ZM155 216H156V215H155ZM191 216H192V215H191ZM210 216H211V215H210ZM216 216H217V215H216ZM220 216H221V215H220ZM240 216H241V215H240ZM1 217H2V216H1ZM3 217H4V216H3ZM9 217H11V219H13V216H9ZM16 217H17V216H16ZM21 217H22V216H21ZM42 217H43V216H42ZM66 217H67V215H66ZM78 217H79V216H78ZM123 217H124V219H125V216H123ZM127 217H128V215H127ZM133 217H132V218H133ZM142 217H141V220L143 221L144 219H143ZM147 217H148V216H147ZM150 217H149V218H150ZM152 217H154V216H152ZM157 217H158V216H156L155 218H157ZM193 217H194V216H193ZM208 217H209V216H208ZM225 217H226V216H225ZM6 218H7V216H6L4 219H6ZM38 218H40V217H38ZM51 218H50V220H49L50 222H51V220H53V221H57V220H54V219H57V218H53V219H51ZM83 218H84V217H83ZM91 218H93V217H91ZM112 218H115V217L113 216ZM116 218H117V217H116ZM120 218H121V217H120ZM134 218H135V217H134ZM169 218H170V219H169ZM190 218H191V217H190ZM201 218H202V217H201ZM204 218H205V217H204ZM206 218H207V217H206ZM245 218H246V217H245ZM4 219H3V220H4ZM22 219H23V220H24V219L26 220V218H22ZM30 219H32V216L28 218V220H30ZM34 219H36V218L33 217L32 220H34ZM41 219H42V218H41ZM45 219H46V218H45ZM45 219H44V220H45ZM61 219H62V218L60 217V220H61ZM63 219H64V218H63ZM124 219H122V220H124ZM128 219H131V218H128ZM145 219H146V218H145ZM158 219H159V218H158ZM168 219L171 220L172 222L170 223V221H169ZM181 219H182V218H181ZM187 219H188V220H187ZM197 219H198V218H197ZM199 219H200V216H199ZM212 219H213V217H212ZM217 219H218V218H217ZM258 219H259V218H258ZM258 219H255V220H256V222H255V225H256V226L254 225V226H255L254 228H257L258 230H257V229H255V230L252 229L253 227L251 228V229H252V232H254V233H253V237H255V240H256V238H258L257 241H256L257 243H258V240H259V241L262 240V242L264 241V236H263V235H264V232H263V231L261 232V230L259 229V227L262 229L263 226H261V225L259 226V220H258ZM6 220H7V219H6ZM13 220H14V219H13ZM94 220H95V218H94ZM99 220H100V219H99ZM115 220L117 221V219H115ZM115 220H114V221H115ZM133 220H135V219H132V221H133ZM148 220H149V219H148ZM156 220H157V219H156ZM244 220H245V219H244ZM257 220H258V221H257ZM17 221H20V220L18 219ZM26 221H27V220H26ZM35 221H36V220H35ZM35 221L33 222V224H34V223L36 224L37 221H36V222H35ZM41 221H42V220H41ZM78 221H79V220H78ZM92 221H93V219H92ZM118 221H119V219H118ZM120 221H121V220H120ZM127 221H128V222H131V221H129V220H127ZM157 221H158V220H157ZM160 221L163 222L162 220H160ZM183 221H184V223H183ZM197 221H198V220H197ZM197 221H196V222H197ZM202 221H203V220H202ZM218 221H219V220H218ZM245 221H246V220H245ZM263 221H264V220H263ZM263 221H261L260 223L262 224ZM4 222H5V221L1 222V224L4 223ZM8 222H10V221H8ZM11 222H12V220H11ZM14 222H15V221H14ZM21 222H22V221H21ZM28 222H29V221H28ZM47 222H48V220H47ZM47 222H46V223H47ZM50 222H48V223H50ZM59 222H60V221H59ZM84 222H85V221H84ZM89 222H91V220H90ZM93 222H99V221H93ZM93 222H91V223H93ZM101 222H102V221H100V223H101ZM104 222H105V220H104ZM122 222L124 223V221H122ZM128 222H127V224H129ZM136 222H137V220H136ZM145 222H146V221H145ZM148 222H149V221H148ZM152 222H153V221H152ZM161 222H159V223H160V226H161ZM181 222H182V223H181ZM211 222H212V221H211ZM211 222H210V223H211ZM216 222H217V221H216ZM230 222H231V221H230ZM257 222H258V227H257ZM17 223H18V222H17ZM25 223H27V222H25ZM25 223H24V224H25ZM46 223H44V225H45ZM87 223H88V222H87ZM100 223H99V224H100ZM132 223H133V222H132ZM134 223H135V221H134ZM138 223H139V221H138ZM141 223H143V222H141ZM153 223H155V222H153ZM163 223H165V222H163ZM193 223H194V222H193ZM201 223H202V222H201ZM206 223H207V222H206ZM206 223H205V224H206ZM210 223H209V225H210ZM248 223H249V222H248ZM27 224H29V223H27ZM27 224H26V227H27ZM38 224H39V223H38ZM50 224H51V223H50ZM50 224H49V226H50ZM52 224H53V222H52ZM88 224H89V223H88ZM96 224H97V223H96ZM143 224H144V223H143ZM143 224H142V225H143ZM147 224H148V223H147ZM155 224H158V223H155ZM178 224L180 225L179 227H178ZM181 224H182V225H181ZM184 224H185V225H186V224H189L190 226L187 225V226L185 227ZM205 224H204V225H205ZM241 224H242V223H241ZM36 225H37V224H36ZM36 225H35V228H36ZM39 225H40V224H39ZM39 225L37 226L38 228H39ZM53 225H54V224H53ZM59 225H60V224H59ZM62 225H63V224H62ZM79 225H80V224H79ZM85 225H86V224H85ZM94 225H95V223H94ZM100 225H101V224H100ZM106 225H107V224H106ZM125 225H126V224H125ZM135 225L137 226L138 224H135ZM183 225H184V226H183ZM204 225L202 226V227H203V230L207 228V227H205V226H208V225H205V226H204ZM212 225H213V224H212ZM239 225H240V224H239ZM0 226H1V225H0ZM3 226H4V225H2L1 227H3ZM6 226H9V225H6ZM16 226L18 227L19 225L16 224ZM31 226H32V224H31ZM31 226H30V224H29V227H30V228H31ZM47 226H48V225H47ZM47 226H46V227H47ZM83 226H84V225H83ZM98 226H99V225H98ZM129 226H130V225H129ZM154 226H155V225H154ZM158 226H159V225H157V227H158ZM173 226H174V224H173ZM182 226H183V229H182ZM194 226H195V225H194ZM210 226H211V225H210ZM232 226H233V225H232ZM251 226H252V225H251ZM17 227H16V228H17ZM19 227H20V226H19ZM21 227H22V224H21ZM26 227H25V228L23 227V228H24V231H26V229H27ZM33 227H34V226H33ZM62 227H63V226H62ZM62 227H61V228H62ZM81 227H82V226H81ZM89 227H90V226H89ZM89 227H88V228H89ZM95 227H96V226H95ZM102 227L104 228V226H102ZM131 227H133V226H131ZM139 227H141V225H140ZM155 227H156V226H155ZM162 227H161V228H162ZM200 227H201V226H200ZM204 227H205V228H204ZM211 227H212V226H211ZM242 227H243V226H242ZM23 228H22V229H23ZM30 228H28L27 230H30ZM55 228H56V227H55ZM58 228H59V227H58ZM79 228H80V227H79ZM90 228H91V227H90ZM97 228H98V227H97ZM99 228H100V227H99ZM122 228H123V227H122ZM127 228H128V227H127ZM129 228H130V227H129ZM134 228H135V227H134ZM141 228H142V227H141ZM141 228H140V229H141ZM147 228H149V227H147ZM161 228H160V230H161ZM4 229H5V228H4ZM6 229H7V228H6ZM10 229H11V228H10ZM17 229H18V231L20 230L19 228H17ZM17 229H16V230H17ZM31 229H32V228H31ZM125 229H126V228H125ZM140 229H139V230H140ZM155 229H158V228H155ZM189 229L192 230V229H193V225H192ZM210 229H211V228H210ZM212 229H213V228H212ZM249 229H250V227H249ZM251 229H250V231H251ZM0 230H1V229H0ZM2 230H3V229H2ZM38 230H40V231H39V234H41L40 232L43 231V230H41L40 228H39ZM46 230H47V229H46ZM48 230H49V228H48ZM48 230H47V231H48ZM52 230H53V229H52ZM67 230H68V229H67ZM85 230H86V229H85ZM90 230H91V229H90ZM92 230H94V229H92ZM103 230H104V229H103ZM115 230H116V229H115ZM123 230H124V229H123ZM130 230L133 231L134 229H133V230L130 229ZM136 230H138L137 227H136ZM136 230L133 231V232H135V234H136V232H137ZM160 230H159V231H160ZM191 230L188 231V232H189V236L193 235L192 232L195 233V234L197 233V232H194L195 229H193L194 231H193V230L191 231ZM203 230H202V232H203ZM207 230L209 231V229H206V231H207ZM220 230H221V229H220ZM220 230H219V231L217 230L216 232H220ZM256 230H257V233L255 232ZM259 230H260L261 233H260V232L258 233ZM262 230H263V229H262ZM8 231H9V230H8ZM18 231H17V232H18ZM20 231H21V230H20ZM24 231H23V232H24ZM33 231H34V230H32L30 233H33ZM56 231H57V230H56ZM56 231H55V232H56ZM73 231H74V230H73ZM159 231H158V232H159ZM176 231H177V230H175L174 232H176ZM213 231H215V230H213ZM15 232H16V231H15ZM23 232H22V233H23ZM27 232H28V231H27ZM35 232L37 233V231H35ZM49 232H50V231H49ZM51 232H52V231H51ZM55 232H54V233H55ZM92 232H93V231H92ZM96 232H98V230H96ZM111 232H112V231H111ZM128 232H129V230H128ZM128 232H127V233H128ZM140 232L142 233L143 231H140ZM140 232H139V233H140ZM154 232H155L154 234L156 235V232H157V231H154ZM158 232H157V233H158ZM188 232H186L185 236L188 235V234H187ZM190 232H191V234H190ZM204 232H205V231H204ZM209 232L211 233V231H209ZM226 232H227V231H226ZM228 232H229V231H228ZM240 232H241V231H240ZM242 232H243V230H242ZM244 232L247 233L246 230H245ZM248 232H249V230H248ZM30 233H28V234H30ZM47 233H48V232H47ZM60 233H61V231H60ZM84 233H85V232H84ZM112 233H113V232H112ZM130 233H131V232H130ZM130 233H129V234H130ZM152 233H153V232H152ZM161 233L163 234L162 231H161ZM3 234H4V233H3ZM3 234H2V236H3ZM15 234H16V233H15ZM15 234H14V235H15ZM39 234H38V235H39ZM42 234H43V233H42ZM42 234H41V235H42ZM49 234H50V233H49ZM49 234H47V235L49 236ZM74 234H75V233H74ZM86 234H87V232H86ZM101 234H102V233H101ZM171 234H172V233H171ZM195 234H194V235H195ZM198 234H199L198 236H194V235H193L194 237H196V238H195L196 240H197V239L200 240V239L202 238L200 232H199ZM204 234L206 235V234H209V233H204ZM239 234H240V233H239ZM247 234H248V233H247ZM247 234H246V235H247ZM250 234H251V232L248 234V236H249ZM262 234H263V235H262ZM5 235H6V234H5ZM5 235H4V237H5ZM31 235H32V234H31ZM43 235H45V234H43ZM43 235H42V236H43ZM59 235H60V234H59ZM130 235H131V234H130ZM149 235H150V234H149ZM151 235H153V234H151ZM180 235H179V236H180ZM211 235L214 237V233H213V234L211 233L210 236H211ZM244 235H245V234H244ZM251 235H252V234H251ZM254 235H255V236H254ZM6 236H9V234H7ZM16 236H17V235H16ZM18 236H19L18 238H20V235H18ZM34 236H36V235H34ZM48 236H45V237H48ZM52 236H54V234H53ZM67 236H68V235H67ZM75 236H76V235H75ZM91 236H92V235H91ZM91 236H90V237H91ZM125 236H126V235H124V237H125ZM131 236H132V235H131ZM134 236H135V235H134ZM136 236H137V235H136ZM156 236H158V234H157ZM163 236H164V235H163ZM179 236H178V237H179ZM185 236H183V238L180 236L181 240H182V239H183L184 241H185V239L188 240V237H189V236H187V238H184ZM199 236H200V237H199ZM210 236L207 237L209 240H208V239L206 238V236H205V238L207 239V240L205 239V242H206V241H207V242L209 241L208 243H207V242L204 243V244H205L204 246H206V248L208 247V244L214 240V238H212V236H211V237H210ZM0 237H1V236H0ZM14 237H15V236H14ZM28 237H29V235H28ZM37 237H38V236H37ZM37 237H36L35 239H37ZM57 237H58V235H57ZM79 237H80V236H79ZM137 237H138V236H137ZM165 237H166V236H165ZM165 237H164V238H165ZM197 237H199L200 239L197 238ZM209 237H210V238H209ZM245 237H246V236H245ZM2 238H3V237H2ZM5 238H7V237H5ZM8 238H9V237H8ZM16 238H17V237H16ZM40 238H41V236H40ZM40 238H39V239H40ZM49 238H50V237H49ZM49 238L46 239V240H49ZM52 238H53V237H52ZM54 238H55V236H54ZM54 238H53V239H54ZM71 238L74 239V237H70L69 239H71ZM93 238H94V237H93ZM93 238H92V239H93ZM106 238H107V237H106ZM128 238H129V237H128ZM135 238H136V237H135ZM149 238H150V237H149ZM159 238H160V237H159ZM166 238H167V237H166ZM180 238H179V240H180ZM191 238H192V236L189 238V240H188L187 242H189L190 240H191V242H192V239H193V238H192V239H191ZM203 238H204V237H203ZM211 238H212V241H210ZM215 238H216V236H215ZM14 239H15V238H14ZM35 239H34V240H35ZM39 239H38V241H39ZM63 239H64V238H63ZM80 239H81V238H80ZM84 239H85V238H84ZM111 239H112V238H111ZM111 239H110V240H111ZM123 239H124V238H123ZM123 239H122V240H123ZM129 239L131 240V238H129ZM136 239H137V238H136ZM145 239H146V238H145ZM161 239H162V238H161ZM168 239H169V238H167L166 241H167ZM176 239H177L176 237H175V239H174V237H172V241L174 240L173 242H175ZM195 239H193V241H194ZM217 239H218V238H217ZM217 239H215V241H217ZM243 239H244V238H243ZM250 239H251V238H250ZM1 240H2V239H1ZM1 240H0V241H1ZM4 240H5V239H4ZM6 240H7V239H6ZM6 240H5V241H6ZM19 240H20V239H19ZM19 240H18V243H19ZM21 240H22V239H21ZM30 240H31V238H30ZM34 240L32 239V241H34ZM75 240H77V238H76ZM82 240H83V239H82ZM82 240H78V241H82ZM88 240H89V239H88ZM103 240H104V239H103ZM117 240H118V239H117ZM126 240H127V238H126ZM126 240H125V241H126ZM138 240H140V239H138ZM153 240H154V239H153ZM156 240H157V238H156ZM196 240H195V241H196ZM2 241H3V240H2ZM22 241H23V240H22ZM24 241H25V240H24ZM27 241H29V240L27 239ZM36 241H37V240H36ZM58 241H60V243L62 242V245H63V241H64V240H62V241H61V240H58ZM68 241H70V240H68ZM71 241H72V239H71ZM85 241H87V239H86ZM112 241H113V240H112ZM132 241H133V240H132ZM134 241H135V240H134ZM136 241H137V240H136ZM144 241H145V240H144ZM148 241H150V240L147 239V242H148ZM158 241H159V240H158ZM166 241H165V242H166ZM177 241H178V239H177ZM177 241H176V243H175V244H176V247H177V244L180 243L179 241H178V242H177ZM195 241H194V242H195ZM201 241H202V243H203V242H204V239L200 240L199 242H201ZM3 242H4V241H3ZM6 242H7V241H6ZM64 242H65V241H64ZM73 242H74V241H73ZM73 242H72V244H73ZM75 242H76V241H75ZM75 242H74V243H75ZM82 242H84V240H83ZM89 242H90V241H89ZM91 242H92V241H91ZM101 242H102V241H101ZM104 242H105V241H104ZM147 242H146V245H147ZM160 242H162V241L160 240ZM160 242H155V243H159V244H160ZM168 242L170 243V242H171V239H169ZM191 242H190V243H191ZM196 242L199 244L198 241H196ZM217 242H219V245H220V244H221L220 242H222V241L218 240ZM217 242H216V244H217ZM223 242H225V241H223ZM254 242H255V241H253V240H251V241L249 240V241H246V243H248V244H246V243H245V240L243 241V243L246 244V248L250 247V246H251L250 244H252V243H253V244H256V242H255V243H254ZM21 243H22V242H21ZM26 243H27V242H26ZM43 243H45V242H43ZM43 243H42V244H43ZM55 243L57 244V243H59V242L55 241ZM60 243H59V244H60ZM65 243H67V242H65ZM122 243H123V242H122ZM183 243H185V242H183ZM192 243H193V242H192ZM2 244H3V243H2ZM4 244H5V242H4ZM6 244H7V243H6ZM42 244H40V245H42ZM67 244H69V243H67ZM91 244H92V243H91ZM134 244H135V242H134ZM139 244H140V242H139ZM159 244H158V245H159ZM166 244H167V243H166ZM173 244H174V243L171 242L172 247H171V248H167V247L171 246V245H168V246L166 247V249H168V250L170 249L169 251H172L171 249L173 248ZM200 244H201V243H200ZM211 244H213V242H212ZM211 244H209V245H211ZM214 244H215V243H214ZM214 244H213V245H214ZM222 244H223V243H222ZM224 244H225V243H224ZM244 244H243V245H244ZM261 244H262V243H261ZM0 245H1V244H0ZM22 245H23V243H22ZM24 245H25V243H24ZM37 245L39 246V244H36V246H37ZM43 245H45V244H43ZM46 245H47V244H46ZM53 245H54V243H53ZM79 245H80V244H79ZM86 245H87V244H86ZM118 245H119V244H118ZM122 245H123V244H122ZM126 245H129L128 242L126 243ZM162 245H163V244H162ZM180 245H181V244H180ZM187 245H188V246H187ZM189 245H190L189 243H188V244L186 243V246H187V247H185V244H183L182 246L184 247V249H183V247H180V248H182V250L179 248V249H180V253H179V251H178L179 256H180V254H181V252H182L183 250H184V252H186V251H185V248H186V249L189 248V249H190L189 251H191V250H192V251H195V250H194L195 247H196L197 249H199V248H198L199 246H197V245L195 246V245H192V244H191V245L194 247V248L192 247L193 249H191V246H189ZM213 245H211V246H213ZM219 245H218V246H219ZM243 245H242V246H243ZM247 245H250V246H247ZM5 246H6V245H5ZM48 246H50L49 249H50V248L52 249L51 245H48ZM54 246H56V245H54ZM57 246L60 247L61 245H60V246L57 245ZM57 246H56V247H57ZM74 246H75V245H74ZM84 246H85V245H84ZM88 246H89V245H88ZM124 246H125V245H124ZM124 246H123V247H124ZM131 246H132V245H131ZM131 246H130V247H131ZM133 246H134V245H133ZM133 246H132V247H133ZM152 246H156V245H153V242H152ZM160 246H161V244H160ZM160 246H159V247H160ZM163 246H165V245H163ZM174 246H175V245H174ZM214 246H215V245H214ZM218 246H216V247L219 248L220 246H219V247H218ZM225 246H226V244L223 246V248H224ZM235 246H236V245H235ZM237 246H238V245H237ZM263 246H264V244H263ZM39 247H40V246H39ZM62 247H63V246H62ZM64 247H65V249L67 248V250H68V247H69V246H68V247L64 246ZM64 247H63V249H61V250H64ZM92 247H93V246H92ZM96 247H97V246H96ZM107 247H108V246H107ZM138 247H139V245H138ZM159 247H157V248L159 249ZM176 247H175V248H176ZM201 247H203V246H201ZM201 247H200V248H201ZM221 247H222V245H221ZM244 247H245V245H244ZM257 247H258V245H257ZM261 247H262V246H261ZM6 248H7V247H6ZM19 248H20V247H19ZM19 248H18V249H19ZM24 248H25V247H24ZM31 248H32V247H31ZM37 248H38V247H37ZM40 248H41V247H40ZM44 248H45V247H44ZM46 248H47V247H46ZM46 248H45V249H46ZM60 248H61V247H60ZM78 248H79V247H78ZM82 248H83V246H82ZM105 248H106V247H105ZM118 248H119V246H118ZM150 248H151V246H150ZM150 248H147V249H150ZM175 248H174V249H175ZM235 248H236V247H235ZM242 248H243V247H242ZM242 248H241V249H242ZM252 248H253V246H252ZM3 249H4V248H3ZM29 249H30V248H29ZM54 249H55L54 251H56L57 248L54 247ZM128 249H129V248H128ZM133 249H135V248H133ZM133 249H132V250H133ZM139 249H141V248H139ZM142 249H143V248H142ZM142 249H141V251H142ZM145 249H146V248H144V250H145ZM154 249H155V248H154ZM158 249H157V250H158ZM160 249H161V248H160ZM201 249H202V248H201ZM208 249H211V250L214 249V250H215V248H213V249H212V248H208ZM220 249H222V248H219V250H220ZM225 249H226V250H224V251L222 250V252H226V251H227V247H226ZM238 249H239V248H238ZM243 249H244V248H243ZM255 249H256V248H255ZM1 250H2V249H0V251H1ZM5 250H6V249H5ZM57 250H60V249H57ZM67 250H64V252L66 251L67 254H68L69 252H71V251L67 252ZM71 250H72V248H71ZM75 250H76V249H74L73 251H75ZM150 250H151V249H150ZM152 250H153V249H152ZM155 250H156V249H155ZM163 250H164V247H163ZM177 250H178V247H177ZM219 250H218V251H219ZM245 250H246V249H245ZM12 251H13V250H12ZM41 251H42V250H41ZM41 251H38V252H41ZM73 251H72V252H73ZM76 251H78V250H76ZM76 251H75L74 253H76ZM100 251H102V250H100ZM123 251H124V250H123ZM126 251H128V250H126ZM136 251H138V250H136ZM147 251H148V250H147ZM164 251H165V250H164ZM164 251H163V252H164ZM187 251H188V249H187ZM189 251H188V252H189ZM192 251H191V253H192ZM198 251L200 252V250H198ZM198 251H197V252H198ZM208 251H209V250H208ZM208 251H207V253H208ZM15 252H16V251H15ZM18 252H20V251H18ZM25 252H27V249L25 250ZM25 252H24V253H25ZM28 252H29V251H28ZM38 252H37V253H38ZM52 252H53V250L51 251V253H52ZM60 252H61V251H60ZM64 252H62L63 255H64ZM142 252H143V253H141V254L144 255V254H145L144 251H142ZM154 252H156V251H154ZM172 252H173V254H174L175 252L177 253V251H175V250H173ZM184 252H183L181 255H182V257L185 256L186 258H188V262H190V261H189V257H190L191 260H192V257H195V258L197 257V259H199V258L201 257V258L199 259V260L201 261L203 258H204V260H205V257H206V259H207V258L209 257L208 254H209V255L211 254V253H208V254H207L208 257H207V256H205L206 253L203 254V253H204V251H203V253H202V252H201V253L205 256V257H204V256H202V255L200 256L201 253L198 254V253L195 251V252L193 253V255H195V254L197 255V254H198V255L200 256V257H199L198 255H197V256H191V253H189V254L186 256L187 253L185 254ZM211 252H212V251H211ZM213 252H215V251H213ZM220 252H221V251H220ZM230 252H231V251H230ZM251 252H252V251H251ZM251 252H250V253H251ZM13 253H14V252H13ZM16 253H17V252H16ZM34 253H36V251L33 252V253L31 252L30 255L33 254V257H35V254H34ZM37 253H36V254H37ZM62 253H60V254H62ZM66 253H65V255H66ZM80 253H81V249H80ZM85 253H87V252H85ZM123 253H124V252H123ZM138 253H139V252H138ZM150 253H151V252H150ZM152 253H153V252H152ZM160 253H161V250H160ZM164 253H165V252H164ZM168 253H171V252H168ZM236 253H237V252H236ZM241 253H242V252H241ZM0 254H1V253H0ZM5 254H6V253H5ZM21 254H23V253H21ZM27 254H28V253H27ZM42 254H43V253H42ZM54 254H55V256H56L57 251H56V252H53L52 255H54ZM69 254H70V253H69ZM82 254H84V253L82 252ZM146 254H147V252H146ZM162 254H163V253H162ZM162 254H161V255H162ZM178 254H175V255H178ZM214 254H215V253H214ZM219 254H220V255L223 254V256L221 255V257H223V260H224V257H225L224 253H219ZM247 254H248V253H247ZM18 255H19V254H18ZM49 255H50V253H49ZM63 255H62V256H63ZM71 255H72V253L70 254V257L73 256V255H72V256H71ZM124 255H125V254H124ZM136 255H138V254H136ZM154 255H155V254H154ZM163 255H164V254H163ZM169 255H170V254H169ZM175 255H173V256L175 257ZM220 255H219V256H220ZM245 255H246V254H245ZM3 256H5V255H3ZM37 256H38V255H37ZM45 256H46V254H45ZM60 256H61V255H60ZM62 256H61V257H62ZM67 256H68V255H67ZM74 256L77 257L78 255L75 254ZM83 256H84V255H83ZM88 256H89V254H88ZM102 256H103V255H102ZM112 256H114V255H112ZM122 256H123V255H122ZM122 256H121V257H122ZM150 256H151V255H149V258H150ZM179 256H177L176 258L179 259V258H178ZM211 256H214L213 253H212V255H210V257H211ZM217 256H218V254H217ZM219 256H218V258H219ZM238 256H239V255H238ZM6 257H7V256H6ZM42 257H44V256H42ZM47 257H48V256H47ZM50 257H51V256H50ZM57 257H59V256H57ZM68 257H69V256H68ZM68 257H67V260H68ZM78 257H79V256H78ZM78 257H77V258H78ZM84 257H85V256H84ZM84 257H83V258H84ZM131 257H132V256H131ZM144 257H145V256H144ZM168 257H169V259H170V257H172V255H170V256H168ZM185 257H184V258H185ZM221 257L219 258V261L222 262L223 260H220V259H222ZM230 257H231V256H230ZM15 258H16V257H15ZM18 258H20V256H19ZM23 258H24V257H23ZM53 258H54V257H53ZM65 258H66V257H65ZM73 258H75V257H73ZM79 258H81V257H79ZM87 258H88V257H87ZM134 258H135V257H134ZM138 258H139V257H138ZM140 258H141V257H140ZM146 258H147V257H146ZM151 258H152V257H151ZM156 258H157V256H156ZM162 258H163V257H162ZM166 258H167V256H166ZM176 258H175V259H176ZM211 258H213V257H211ZM211 258H210V259H211ZM218 258H216V255L214 256V259L217 260ZM3 259H5V258H3ZM21 259H22V258H21ZM21 259H20V260H21ZM33 259H34V258H33ZM44 259H45V258H44ZM47 259H48V258H47ZM47 259H46V262L48 261ZM50 259H51V258H50ZM55 259H56V261H57V260L61 261V260H60L61 258L59 259V258H56V257H55ZM62 259H64V258H62ZM69 259H70V258H69ZM169 259L167 258V260H169ZM197 259H196V260H197ZM214 259H213V262H212V259H211V264L214 263V262L216 261V260L214 261ZM230 259H231V258H230ZM239 259H240V258H239ZM242 259H243V257H242ZM6 260H7V259H6ZM36 260H37V259H36ZM65 260H66V259H65ZM71 260H72V259H71ZM82 260H83V259H82ZM84 260H85V258H84ZM84 260H83V262H84ZM91 260H92V259H91ZM122 260H123V259H122ZM141 260H142V259H141ZM170 260H171V259H170ZM180 260H181V262H182L181 257H180ZM183 260H184V259H183ZM21 261H22V260H21ZM24 261H26V260H24ZM24 261H22V262H24ZM29 261H30V260H29ZM32 261H33V260H31V263H32ZM51 261H52V260H51ZM73 261H74V260H73ZM73 261H71V263H72ZM89 261H90V259H89ZM120 261H121V260H120ZM136 261H137V260H136ZM149 261H150V260H149ZM154 261H155V260H154ZM173 261H174V259H173ZM184 261L187 263L186 260H184ZM193 261H195L194 258H193ZM207 261H208V260H207ZM1 262H2V260H1ZM1 262H0V263H1ZM4 262H5V260H4ZM27 262H28V261H27ZM35 262H36V261H34V263H35ZM46 262H43V263H46ZM66 262H67V261H66ZM86 262H87V261H86ZM141 262H142V261H141ZM147 262H148V261H147ZM156 262H157V261H156ZM164 262H165V261H164ZM168 262H169V261H168ZM168 262H167V263H168ZM174 262H175V261H174ZM176 262H177V261H176ZM181 262H180V263H181ZM202 262L205 263V264H207V263L204 262L203 260L200 262V264H202ZM208 262H209V261H208ZM17 263H18V262H17ZM36 263H37V262H36ZM47 263H48V262H47ZM54 263H55V261H54ZM71 263H70V264H71ZM102 263H103V262H102ZM107 263H108V262H107ZM118 263H119V262H117V264H118ZM122 263H123V262H122ZM170 263H171V262H169V264H170ZM172 263H173V262H172ZM186 263L183 262V264H186ZM193 263H194V262H193ZM193 263H192V261H191V263H189V264H193ZM198 263H199V262H198ZM198 263H197V264H198ZM216 263H217V262H216ZM216 263H215V264H216ZM218 263L220 264V262H218ZM218 263H217V264H218ZM243 263H244V262H243ZM15 264H16V263H15ZM20 264H21V263H20ZM29 264H30V263H29ZM49 264H50V263H49ZM64 264H65V263H64ZM78 264H79V263H78ZM85 264H86V263H85ZM88 264H90V263H88ZM111 264H112V262H111ZM119 264H121V262H120ZM128 264H129V263H128ZM152 264H154V263L152 262ZM174 264H177V263H174ZM187 264H188V263H187ZM194 264H195V263H194Z\"/></svg>", "mask_w": 264, "mask_h": 264}]
</instances>
